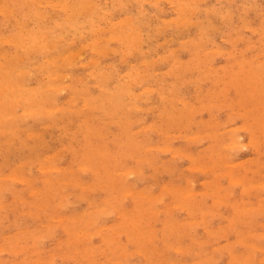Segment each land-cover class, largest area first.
I'll list each match as a JSON object with an SVG mask.
<instances>
[{
  "label": "rangeland",
  "instance_id": "rangeland-1",
  "mask_svg": "<svg viewBox=\"0 0 264 264\" xmlns=\"http://www.w3.org/2000/svg\"><path fill=\"white\" fill-rule=\"evenodd\" d=\"M31 1L32 2H30L29 0H0V7H2L3 10L4 7L6 6V9L8 5V9L6 11L9 14H2L3 10L0 8V37H2V39L0 38V61H2L0 62V128L2 129L0 130V264H156L158 262H161L158 264H207L210 260L211 261L209 263L211 264V262H213L214 264V262L216 261L215 258L218 260L219 257V262L216 261L215 264H264V248H262L264 247V95L261 94L264 92V45L261 44H264V0H231L232 2L230 0H204L205 2L203 0H91L92 2L90 0H39L42 1L40 3L41 5H39L38 0ZM83 1H85L84 4L82 3ZM87 1L89 2V5L93 7V9L88 5ZM161 2L163 5L161 4ZM4 3L5 5L3 6ZM46 3H48L49 6ZM81 3L82 6L80 5ZM42 4L44 6H42ZM53 4H55V6H53ZM68 4H70L69 6H71V8L76 7L74 10L75 12L73 11L70 14L73 8L71 10ZM193 4H195V6ZM78 8L82 9V11L79 10L77 12ZM63 9L66 10L64 11ZM56 10H59L60 13ZM208 10H211L212 12L210 11V13L208 12ZM215 10H217L218 13L215 12ZM6 11L4 10V12ZM84 12L87 14H85ZM184 12H186L185 14L189 15L190 17L183 14ZM220 13L227 16L225 17V15H222ZM23 14H25V16ZM67 14H69L71 17H65L67 16ZM78 15L82 16L79 17ZM41 16L43 17V19ZM125 16H128V18L132 21H128L127 17ZM222 16H224V18ZM136 17L138 20L136 19ZM228 18L232 19L229 20ZM169 20L171 21L169 22ZM25 21H30V24ZM69 21L71 22V24ZM186 21H190V23H186ZM124 22H126L127 25ZM200 22L203 23L201 24ZM22 23L24 24L22 25ZM118 24L122 25L119 26ZM132 24H134L135 27L138 25L137 28H135L134 25L132 27ZM197 24L198 26H196ZM111 25L113 29L115 28V30L111 28ZM161 25L163 31H161L160 29ZM200 25H202V27ZM186 26H189L188 29ZM185 27L187 30L185 29ZM27 30L32 32H28ZM26 31L28 32V34L25 33ZM39 31L40 33H38ZM97 31L99 32L97 33ZM130 31H132L133 33ZM20 33H23V41L20 40V38L22 37ZM44 33L47 34L45 35ZM149 33L151 34V36ZM11 34H14L16 42L13 36L8 37V35ZM124 34L126 35L124 36ZM16 35L21 37H16ZM33 35L35 36L34 38ZM121 35L122 37L124 36L123 39ZM102 36L106 37L103 38ZM107 36L110 38H108ZM47 37L49 39H46ZM134 37L137 39V41ZM9 39H14V41L11 40L13 43L10 42ZM107 39L109 40L107 41ZM206 39H209V41L207 42ZM6 40L9 41V43ZM233 40L234 43L232 42ZM128 41L130 42V44L127 45V43H129ZM181 41L183 42V44ZM220 42L221 44H219ZM17 43L20 45H17ZM36 44L38 46H36ZM48 44H50V46ZM106 44H108L107 46L110 47L105 46ZM193 44H195V46ZM201 45H203V47H200ZM25 47L26 49H24ZM231 47L233 48L230 49ZM172 48H174V51L172 50ZM80 49L83 50L81 51ZM221 49L222 51H220ZM241 49H243L244 51H242ZM205 50H207V52L210 50L211 52H203ZM153 51L155 52L153 53ZM245 51L246 53H244ZM78 52L82 56L79 55L80 57H78ZM140 52H143L144 54H141ZM202 52L204 54H202ZM8 54L10 55V57ZM173 54H176V56H174ZM11 56L19 58L16 59ZM21 56L24 57V59L21 58L22 60H20ZM69 56L73 57L74 59L70 58ZM213 56L215 58H213ZM156 57H158V59H156ZM163 57H165V59ZM174 57L177 59H175ZM196 57L197 59H195ZM208 57H211L213 59L212 61V59L209 58L212 63L209 61ZM8 58L10 59L8 60L9 62L6 60ZM153 58V62H150L152 61L150 59ZM98 59L100 60L98 61ZM141 60H144V63H141ZM201 60L204 65L203 63L201 64ZM246 60L248 61V63H245L247 62ZM59 61L62 62V64ZM147 61H149V63H147ZM86 63L89 66L86 65ZM188 63L190 67L186 65ZM1 64H3L5 68ZM146 64L149 65L147 66ZM221 64H226L225 66L223 65L225 68ZM239 64L242 67H240ZM256 64H259V66L262 65V67H259L258 65V67H256ZM139 66L140 68H138ZM114 67H118V70H116ZM184 67H186V69ZM253 67L255 68V70H257L258 68L259 69L257 71H255L254 69L251 71V68ZM223 68L226 70H224ZM20 69H23L24 71L19 72ZM190 69H193V73ZM10 70L11 72H9ZM87 71L91 72V74H89V72ZM152 71L153 73L155 72V74H153ZM166 71H168V73ZM258 71V77L260 76L261 79L260 77L256 78L257 75H254V73L258 74ZM4 72H6L7 74ZM70 72H73V74H71ZM173 72L178 73L174 74ZM179 72L181 73L179 74ZM208 72H210L209 75ZM58 73H61L60 76H62L59 77ZM226 73L227 76L229 75L228 77L225 75ZM212 74H215V76ZM219 74L221 75L219 76ZM238 74L240 76H238ZM247 74H249L250 76H247ZM252 75H254L252 77L253 79L251 78ZM51 76L54 78L52 79V82H50L52 78ZM140 76L143 80H140L139 84H136L135 81L138 83ZM148 76H151V78H148ZM200 77L201 79H199ZM230 77H233L232 80H227L230 79ZM60 79H64V81L62 82V80ZM243 79L246 80L243 81ZM189 80L192 81L189 83ZM200 80L204 81L201 82ZM83 81L85 83H83L84 85L82 84L81 86L80 83H82ZM232 81L235 83H233ZM246 81L249 83L252 82L250 83L251 85H249L248 83L246 84ZM54 83H58V85ZM95 84L100 86H96ZM121 84L122 86H120ZM175 84L179 85L177 86L179 88H177ZM254 84L257 88L254 86ZM25 86H28L29 88ZM105 86H108V88ZM220 86L225 87L220 89ZM56 87H60L61 89L58 90V88ZM83 87L85 89H81ZM150 87H152V89ZM171 87H173L174 89ZM228 87L232 89H229V91H227ZM243 87L245 88L243 89ZM252 87L253 89H251ZM147 88L150 89L148 90ZM153 88H155L154 90L156 91H153ZM199 89L200 91H198ZM110 90H112L113 93H110ZM129 90L133 91L130 92ZM145 90L148 92H146ZM171 90H174L173 93L175 94H173ZM255 90L256 92L254 93L253 91ZM56 91L59 92L56 93ZM117 91H119V93ZM149 91L151 92V96L148 97L151 98V101L148 100V97L146 96L150 94ZM242 92L246 95H244L245 98L244 96L242 97ZM251 92L254 95L250 94ZM97 93L100 94L98 95ZM121 94L123 95L121 96L123 100L120 97ZM139 94H141V96ZM51 95H54L55 97L57 96V98L54 99V96ZM97 95L99 96L98 99ZM240 95L243 100H241ZM94 96H96V98H94ZM116 96L117 98H115ZM211 96L213 97V99ZM222 96L224 97L222 98ZM229 96H234L232 97V99L234 100L230 99L231 97ZM250 96L251 100L249 99ZM107 97H109L111 101ZM119 97L121 98V103L120 100L118 101ZM145 97L147 101L143 99ZM215 97L220 98V100L215 99ZM86 98L89 99L88 102ZM102 98H104V100ZM113 98L116 100H114ZM176 98L178 100H176ZM259 98H261L260 102L258 101ZM17 99H19V101ZM244 100L246 101L245 103H247L246 107L243 103ZM247 100L249 101V103L251 102L249 105ZM255 100L256 102H254ZM229 101L231 103L228 104ZM69 102H74V104H69V106ZM75 102L77 103V105ZM100 102L101 104H99ZM102 102H104V106L102 105ZM122 102L125 103L126 106ZM169 102L171 104H174H172L174 108L176 107V105L177 107L175 109L173 108V106L170 108L171 104H169ZM112 103H115L114 105H116L117 108L112 105ZM53 105L55 107H53ZM63 105L66 108L64 107L62 108V110H60ZM133 105L134 108H137H135L136 110L133 109ZM157 105L158 108L156 107ZM261 105L263 106V108ZM17 106L19 107V109L17 108ZM165 106L166 110L164 109ZM254 106L257 108L259 106L261 107H259V110L256 108V110L254 111ZM39 107L40 109H38ZM51 107H53V109ZM81 107L83 110L81 109ZM100 107L102 109H100ZM104 107L105 109H103ZM138 108L141 109L138 110ZM221 108L222 110L218 111ZM250 108H252L253 110ZM34 109H36L37 112ZM46 109L48 110V112H44L47 111ZM116 109L118 110V112L116 111ZM183 109L186 110L181 113V110L183 111ZM42 110L44 111L42 112ZM246 110L248 111V113ZM124 111H126L128 115ZM168 111H171V113ZM172 112L175 116L172 114ZM251 112L256 113V115L253 113L255 117L252 116ZM27 113H30L31 115H28ZM80 113L83 114L80 115ZM110 113H112L111 116L109 115ZM180 113L184 117H179L181 116ZM241 113L243 118L239 116L241 115ZM32 114L36 117L32 116ZM257 114L260 116L262 114L263 115L260 117ZM13 115H16V117H13ZM51 115H53V117ZM64 115H66L67 117L65 116V118ZM107 115H109V117ZM92 116L94 117L92 118ZM169 116L174 117L169 118ZM250 116H252L253 118ZM22 117H24L25 120L22 119L20 123L19 120ZM38 117L40 119H38ZM84 118H87V122H85L86 119ZM103 119H105L106 121H104ZM115 120H117V123L115 122ZM130 120L133 124V127H131L132 124H129ZM139 120L141 121L139 122ZM170 120L172 121L168 122ZM14 121L18 122V124L13 123ZM44 121L46 122V124ZM161 121L163 122L161 123ZM88 122L89 125H91V128L88 127ZM106 122L109 124H106ZM52 123L54 124L52 125ZM69 123H72V126ZM68 124L71 127L68 126ZM125 124H127V127L129 124L130 128L128 127V129L127 127H125ZM150 124H152L151 126H154L155 128L153 127L149 129ZM55 125L58 127L56 128ZM103 125H105V127H100ZM117 125H120V129ZM141 125L145 128L142 127L140 129L139 127H141ZM245 125L248 128L250 127L249 131L248 128L245 127ZM94 126L96 129H94ZM96 126H99L100 129ZM203 127H207L205 128L206 131H204ZM23 128L27 129L22 130ZM232 128H236V130L233 131V133L236 135L231 134ZM229 129L231 132L229 131ZM70 130L73 131V133ZM38 131L41 132L38 133ZM110 131L112 132V134ZM17 132L19 133V135L17 134ZM31 132H35V135ZM96 133H100V135ZM106 133H108V135H106ZM118 133H120L121 135H118ZM94 134L96 135L94 136ZM199 134L200 137L198 136ZM206 134H208L209 136ZM180 135L182 137H180ZM230 135L232 137H228ZM99 136L101 137V139ZM116 136H118V138ZM144 136H147L148 138ZM251 136L253 139L251 138ZM149 137L150 139H152L151 142ZM190 137L194 138L192 139ZM88 138H91L92 140H88ZM12 139L14 141H12ZM237 139L239 143H235ZM95 140L97 143L95 142ZM105 140L107 143H104ZM122 140L124 141L122 142ZM165 140H167L168 144ZM229 140L231 142H234L230 144ZM250 140L251 142L253 141V143L250 142L249 144L248 141ZM169 141H171L172 143ZM38 143L44 144L45 146H40ZM164 144L167 147H165ZM226 144L228 145V147ZM151 145L154 147H151ZM183 146H186V148H184ZM13 147L16 150H13ZM35 147L37 148L35 149ZM155 147L158 148L156 149ZM31 149L34 151H31ZM158 149L161 151H159ZM90 150L91 152L89 153ZM176 150H178L177 153L181 151L183 152L184 150L182 154H191L192 156H190L192 158L194 156L193 160H191L192 158L188 154V157L185 155H177ZM92 151L96 153H93ZM97 151H99L100 153L98 154ZM53 153H56L55 156L57 157L53 156ZM171 153L173 154L172 156ZM47 155L51 159H46ZM105 156L107 159L104 158ZM222 156L223 159L221 158ZM86 157L88 158V160L86 159ZM110 157L111 161L109 160ZM139 157L141 158V160ZM228 157L230 159H228ZM44 158L45 160H43ZM121 158L122 160H120ZM100 160L102 163L100 162ZM116 160L119 162H117ZM192 161L196 162L192 163ZM199 162L201 165H198ZM238 162L242 164L240 165ZM119 164H124L125 167ZM81 165H83V167ZM245 165L248 166L246 167ZM42 166L44 167L43 169ZM57 166H61L62 169L61 167L57 168ZM85 166H89L90 169H85ZM156 166L159 168H156ZM135 167L141 168L142 170L136 169ZM129 168H135L137 172H134L133 169L132 174V169L130 170V172H128ZM15 169H17V171ZM83 169L85 171H88L85 172ZM139 172L140 174H138ZM14 173H16V175ZM18 175L19 178H21L20 176L23 175L22 179H19ZM232 175H235L237 178L234 176L236 179H230L233 177ZM45 177L51 181H47ZM30 178L32 179V181L30 180ZM21 180H25V182H21ZM26 180H28L30 183H28ZM86 184H92V186H84ZM36 188H39L40 191H36ZM130 188L136 190L138 189L139 193H134L136 190L131 192L132 189L130 190ZM47 189H49V191ZM125 190L130 191L127 192ZM143 190L146 191L143 192ZM31 191L32 193H34L35 191V193L31 194ZM140 192L144 193L145 195L142 194L140 196ZM185 192L187 193L185 194ZM147 193H149L150 196L147 195ZM146 196H149L150 198H152V200L149 201L148 197ZM152 196H154L155 198ZM197 207L200 209L197 210ZM246 207H248V209H246ZM55 209H57V211ZM89 209L92 210L90 211ZM84 212H86V214ZM62 216L65 217V219ZM194 219L200 220V223L194 222L196 221ZM74 220L76 221L74 222ZM190 220H194L192 221L193 223ZM191 224L194 226H192ZM204 224L208 225L205 226ZM232 224L233 226H231ZM107 226H110L109 229ZM190 226H192V228ZM228 227H230L231 229L229 230ZM82 231H84L85 234ZM210 231L212 232V234ZM155 232L156 235L153 236L152 234H155ZM77 233H79V235L81 233L82 234L79 236L77 235ZM224 234L226 237H228L226 238L225 236H223ZM152 236L156 239H153ZM133 239L135 241H132ZM128 242L130 243L128 244ZM225 242H227V244ZM204 243L206 244L204 245ZM220 243L225 244L221 245ZM198 244L199 246H197ZM231 244H233V246H231ZM156 245L158 249H155ZM253 246L257 248L255 249ZM175 247L178 248L180 252L178 249H175ZM221 247L226 250H223ZM79 248L81 250L77 251V249L79 250ZM102 251L104 252L102 253ZM252 252H255V255ZM60 256L63 257L61 258ZM241 257L244 258V260ZM212 258H214L213 260L215 261H213ZM197 259H199L198 263Z\"/></svg>",
  "mask_w": 264,
  "mask_h": 264
},
{
  "label": "bare ground",
  "instance_id": "bare-ground-1",
  "mask_svg": "<svg viewBox=\"0 0 264 264\" xmlns=\"http://www.w3.org/2000/svg\"><path fill=\"white\" fill-rule=\"evenodd\" d=\"M21 1H22V0H21ZM29 1L32 2L31 0H29ZM38 1H39V0H38ZM38 1H37V4H38ZM42 1H43V0H42ZM42 1H39V5H41L40 3H41ZM48 1H49V0H48ZM51 1H53V0H51ZM57 1H59V0H57ZM85 1H86V0H85ZM85 1H83L82 3L84 4ZM88 1H89V0H88ZM88 1H87V2H88ZM90 1H91V0H90ZM138 1H140V0H138ZM142 1H143V0H142ZM162 1H163V0H162ZM168 1H169V0H168ZM172 1H173V0H172ZM183 1H184V0H183ZM191 1H192V0H191ZM203 1H204V0H203ZM230 1H231V0H230ZM25 2H26V1H25ZM46 2H47V1H46ZM60 2H61V1H60ZM91 2H92V1H91ZM174 2H175V1H174ZM176 2H177V1H176ZM189 2H190V1H189ZM204 2H205V1H204ZM217 2H218V1H217ZM231 2H232V1H231ZM247 2H248V1H247ZM15 3H16V2H15ZM35 3H36V2H35ZM82 3L80 4L81 6H82ZM117 3H118V2H117ZM130 3H131V2H130ZM172 3H173V2H172ZM179 3H181V2H179ZM193 3H194V1H193ZM196 3H197V1H196ZM249 3H250V2H249ZM43 4H44V3H43ZM43 4H42V6H44ZM46 4L48 5V3H46ZM46 4H45V5H46ZM59 4H60V3H59ZM126 4H127V3H126ZM136 4H138V3H136ZM146 4H147V3H146ZM161 4H162V2H161ZM173 4H174V3H173ZM187 4H188V3H187ZM198 4H199V2H198ZM214 4H215V2H214ZM214 4H212V5H214ZM4 5H5V3L3 4V6H4ZM22 5H24V4H22ZM39 5H38V6H39ZM57 5H58V4H57ZM60 5H61V4H60ZM69 5H70V4H68V6H69ZM88 5H89V2H88ZM157 5H158V4H157ZM162 5H163V4H162ZM182 5H183V4H182ZM189 5H190V4H189ZM193 5L195 6V4H193ZM228 5H229V4H228ZM0 6H1V5H0ZM14 6H15V5H14ZM48 6H49V5H48ZM53 6H55V4H53ZM64 6H65V5H64ZM68 6H67V7H68ZM77 6H78V5H77ZM89 6L91 7V5H89ZM93 6H94V5H93ZM95 6H96V5H95ZM123 6H125V5H123ZM128 6H129V5H128ZM153 6H154V5H153ZM155 6H156V5H155ZM159 6H160V5H159ZM219 6H220V5H219ZM261 6H262V5H261ZM5 7H6V6H5ZM5 7H4V10L6 11V10L8 9V5H7V8H6V9H5ZM15 7H16V6H15ZM30 7H32V6H30ZM56 7H57V6H56ZM58 7H59V6H58ZM69 7L71 8V6H69ZM83 7H84V6H83ZM83 7H82V8H83ZM188 7H189V6H188ZM200 7H201V5H200ZM217 7H218V6H217ZM226 7H227V6H226ZM256 7H257V6H256ZM0 8L2 9V7H0ZM16 8H17V7H16ZM63 8H64V7H63ZM70 8H69V9H70ZM72 8H73V7H72ZM72 8H71V10H72ZM75 8H76V7H75ZM75 8H73V10L70 12V14L75 10ZM84 8H85V7H84ZM91 8L93 9V7H91ZM114 8H115V7H114ZM178 8H179V7H178ZM185 8H186V7H185ZM190 8H191V7H190ZM194 8H195V7H194ZM203 8H204V7H203ZM243 8H244V7H243ZM250 8H251V7H250ZM9 9H10V8H9ZM12 9H13V8H12ZM21 9H22V8H21ZM31 9H32V8H31ZM146 9H147V8H146ZM179 9H180V8H179ZM2 10H3V9H2ZM4 10H3V12H4ZM59 10H60V9H59ZM59 10H56V11L59 12ZM63 10H64V9H63ZM65 10H66V9H65ZM65 10H64V11H65ZM79 10L82 11V9L78 8L77 12H78ZM153 10H154V9H153ZM164 10H165V9H164ZM198 10H199V9H198ZM227 10H228V9H227ZM231 10H232V9H231ZM11 11H12V10H11ZM30 11H31V10H30ZM56 11H55V12H56ZM69 11H70V10H69ZM85 11H86V9H85ZM139 11H140V10H139ZM143 11H144V10H143ZM147 11H148V10H147ZM162 11H163V8H162ZM180 11H181V10H180ZM193 11H194V10H193ZM193 11H192V12H193ZM206 11H207V10H206ZM210 11H211V10H210ZM210 11L208 10V12H210ZM249 11H250V10H249ZM3 12H2V14H7V15H9V14L7 13V11L4 12V13H3ZM37 12H38V11H37ZM41 12H42V11H41ZM74 12H75V11H74ZM109 12H110V11H109ZM145 12H146V11H145ZM157 12H158V11H157ZM171 12H172V11H171ZM192 12H191V13H192ZM198 12H199V11H198ZM211 12H212V11H211ZM211 12H210V13H211ZM213 12H214V11H213ZM215 12L218 13L217 10H215ZM243 12H244V11H243ZM0 13H1V12H0ZM12 13H13V12H12ZM30 13H31V12H30ZM47 13H48V12H47ZM59 13H60V12H59ZM81 13H82V12H81ZM84 13H85V12H84ZM87 13H88V11H87ZM87 13H85V14H87ZM91 13H92V12H91ZM141 13H142V12H141ZM153 13H154V12H153ZM153 13H152V14H153ZM162 13H163V12H162ZM165 13H166V12H165ZM179 13H180V12H179ZM181 13H182V12H181ZM185 13H186V12H184L183 14H185ZM76 14H77V13H76ZM142 14H143V13H142ZM142 14H141V15H142ZM148 14H150V13H148ZM154 14H155V13H154ZM194 14H195V13H194ZM213 14H214V13H213ZM220 14H222V13H220ZM247 14H248V13H247ZM7 15H6V16H7ZM23 15L25 16V14H23ZM68 15H69V14H67V16H65V17H71L70 15H69V16H68ZM74 15H75V14H74ZM185 15H186V16H189V15H187V14H185ZM222 15H225V14H222ZM229 15H230V14H229ZM231 15H232V14H231ZM24 16H23V17H24ZM42 16H43V15H42ZM42 16H41V17H42ZM49 16H50V15H49ZM51 16H52V15H51ZM78 16H79V15H78ZM80 16H82V15H80ZM80 16H79V17H80ZM90 16H91V15H90ZM137 16H138V15H137ZM155 16H156V15H155ZM179 16H180V14H179ZM226 16H227V15H225V17H226ZM9 17H10V16H9ZM72 17H73V16H72ZM96 17H97V16H96ZM125 17H127L128 21H132V20H130V19L128 18V16H125ZM144 17H145V16H144ZM156 17H157V16H156ZM181 17H182V15H181ZM189 17H190V16H189ZM217 17H218V16H217ZM222 17L224 18V16H222ZM229 17H230V16H229ZM242 17H243V16H242ZM28 18H29V17H28ZM62 18H63V17H62ZM121 18H123V17H121ZM140 18H141V17H140ZM176 18H177V17H176ZM243 18H244V17H243ZM261 18H262V17H261ZM261 18H260V20H261ZM42 19H43V17H42ZM136 19H137V17H136ZM157 19H158V18H157ZM170 19H171V18H170ZM182 19H185V18H182ZM182 19H181V20H182ZM228 19L231 20L232 18H231V19L228 18ZM248 19H249V18H248ZM262 19H263V18H262ZM26 20H27V19H26ZM72 20H73V19H72ZM99 20H100V18H99ZM102 20H103V19H102ZM133 20H134V19H133ZM137 20H138V19H137ZM137 20H136V21H137ZM151 20H152V19H151ZM163 20H164V19H163ZM173 20H174V19H173ZM176 20H177V19H176ZM187 20H188V19H187ZM243 20H244V19H243ZM70 21H71V20H70ZM70 21H69V22H70ZM111 21H112V20H111ZM111 21H110V22H111ZM170 21H171V20H169V22H170ZM190 21H192V20H190ZM190 21H188V22L186 21V23H190ZM193 21H194V20H193ZM200 21H201V20H200ZM202 21H203V19H202ZM249 21H251V20H249ZM22 22H23V21H22ZM25 22H27V21H25ZM29 22H30V21H28L27 23H29ZM69 22H68V24H69ZM210 22H213V21H210ZM226 22H227V20H226ZM246 22H247V21H246ZM263 22H264V21H263ZM45 23H46V22H45ZM61 23H62V22H61ZM112 23H113V22H112ZM124 23L127 25L126 22H124ZM124 23H123V24H124ZM129 23H132V22H129ZM129 23H128V24H129ZM134 23H135V22H134ZM196 23H197V22H196ZM196 23H192V24H196ZM200 23H201V22H200ZM202 23H203V22H202ZM202 23H201V24H202ZM248 23H249V22H248ZM23 24H24V23H22V25H23ZM29 24H30V23H29ZM70 24H71V22H70ZM98 24H99V23H98ZM110 24H111V23H110ZM116 24H117V23H116ZM138 24H139V23H138ZM149 24H151V23H149ZM198 24H199V22H198ZM198 24H197L196 26H198ZM204 24H205V23H204ZM204 24H203V25H204ZM208 24H210V23H208ZM212 24H213V23H212ZM243 24H244V23H243ZM246 24H247V23H246ZM246 24H245V25H246ZM262 24H263V23H262ZM18 25H19V24H18ZM25 25H26V23H25ZM76 25H77V24H76ZM100 25H101V24H100ZM118 25H119V24H118ZM118 25H117V26H118ZM121 25H122V24H121ZM121 25H119V26H121ZM133 25H134V24H132V27H133ZM146 25H147V24H146ZM187 25H188V24H187ZM216 25H217V24H216ZM220 25H221V24H220ZM137 26H138V25H137ZM137 26L135 27V25H134L135 28H137ZM148 26H150V25H148ZM168 26H169V25H168ZM177 26H178V25H177ZM183 26H184V25H183ZM193 26H194V25H193ZM200 26L202 27V25H200ZM6 27H7V25H6ZM128 27H129V26H128ZM140 27H141V26H140ZM163 27H164V26H163ZM166 27H167V24H166ZM186 27H187V29H188L189 26H186ZM186 27H185V29H186ZM191 27H192V26H191ZM219 27H220V26H219ZM243 27H244V25H243ZM245 27H246V26H245ZM101 28H104V27H101ZM101 28H100V29H101ZM105 28H106V27H105ZM107 28H108V27H107ZM111 28L113 29L112 25H111ZM111 28H110V29H111ZM121 28H123V27H121ZM181 28H182V27H181ZM181 28H180V29H181ZM209 28H210V26H209ZM209 28H208V29H209ZM22 29H23V28H22ZM37 29H38V28H37ZM39 29H41V28H39ZM108 29H109V28H108ZM132 29H134V28H132ZM156 29H157V28H156ZM160 29H161V31H163V30H162V25H161V28H160ZM187 29H186V30H187ZM240 29H241V28H240ZM252 29H253V28H252ZM0 30H1V29H0ZM94 30H95V29H94ZM94 30H93V31H94ZM105 30H107V29H105ZM113 30H115V28H114ZM136 30H137V29H136ZM136 30H135V31H136ZM164 30H165V28H164ZM186 30H185V31H186ZM218 30H219V29H218ZM246 30H247V29H246ZM263 30H264V29H263ZM27 31H28V30H27ZM27 31L25 32V33H27V34H28V32H32V31H28V32H27ZM100 31H102V30H100ZM122 31H123V30H122ZM132 31H133V30H132ZM132 31H130V32H132ZM135 31H134V32H135ZM140 31H142V30H140ZM159 31H160V30H159ZM161 31H160V32H161ZM182 31H183V30H182ZM212 31H213V29H212ZM239 31H240V30H239ZM98 32H99V31H97V33H98ZM104 32H105V31H104ZM113 32H115V31H113ZM116 32H117V31H116ZM150 32H151V31H150ZM157 32H158V31H157ZM157 32H156V33H157ZM201 32H202V31H201ZM207 32H208V31H207ZM210 32H211V29H210ZM260 32H261V31H260ZM38 33H40V31H39ZM50 33H51V32H50ZM63 33H64V32H63ZM100 33H101V32H100ZM132 33H133V32H132ZM140 33H141V32H140ZM203 33H204V32H203ZM243 33H244V32H243ZM258 33H259V32H258ZM30 34H31V33H30ZM44 34H45V33H44ZM46 34H47V33H46ZM46 34H45V35H46ZM127 34H128V33H127ZM136 34H137V32H136ZM149 34H150V33H149ZM223 34H224V33H223ZM18 35H19V34H18ZM20 35H22V37H21V36H17V35H16V37H19V38L21 37L20 40L23 41V40H22V39H24V38H23V33H20ZM24 35H25V34H24ZM98 35H99V34H98ZM125 35H126V34H124V36H125ZM130 35H131V34H130ZM140 35H141V34H140ZM220 35H221V33H220ZM9 36H13V37H14V34L8 35V37H9ZM29 36H30V35H29ZM38 36H40V35H38ZM38 36H37V37H38ZM49 36H50V35H49ZM82 36H83V35H82ZM124 36L122 37V35H121L122 39L124 38ZM138 36H139V34H138ZM150 36H151V34H150ZM178 36H179V35H178ZM178 36H176V37H178ZM205 36H206V35H205ZM261 36H262V35H261ZM261 36H260V37H261ZM5 37H6V36H5ZM34 37H35V36L33 35V38H34ZM63 37H64V36H63ZM63 37H62V38H63ZM102 37L105 38L106 36H105V37L102 36ZM107 37H108V36H107ZM117 37H118V36H117ZM117 37H115V38H117ZM119 37H120V36H119ZM126 37H127V36H126ZM131 37H132V36H131ZM135 37H136V36H135ZM135 37H134V38H135ZM140 37H142V36H140ZM165 37H166V36H165ZM236 37H237V36H236ZM241 37H242V36H241ZM0 38L2 39V37H0ZM6 38H7V37H6ZM10 38H12V37H10ZM40 38H41V37H40ZM108 38H110V37H108ZM148 38H149V37H148ZM193 38H194V37H193ZM198 38H199V37H198ZM208 38H209V37H208ZM211 38H212V36H211ZM258 38H259V37H258ZM4 39H5V38H4ZM14 39H15V42H16V38H15V37H14ZM14 39H13V40L11 39V40L14 41ZM46 39H49V38L47 37ZM46 39H45V40H46ZM60 39H61V38H60ZM99 39H100V38H99ZM119 39H121V38H119ZM135 39H136V38H135ZM141 39H143V38H141ZM141 39H140V40H141ZM196 39H197V38H196ZM221 39H222V38H221ZM230 39H231V38H230ZM239 39H240V37H239ZM243 39H244V38H243ZM9 40H10V39H9ZM11 40H10V42H12ZM18 40H19V39H18ZM28 40H30V39H28ZM31 40H32V39H31ZM95 40H96V38H95ZM97 40H98V39H97ZM102 40H103V39H102ZM108 40H109V39H107V41H108ZM124 40H126V39H124ZM124 40H123V42H124ZM171 40H172V39H171ZM183 40H184V39H183ZM194 40H195V39H194ZM201 40H202V39H201ZM206 40H207V39H206ZM206 40H205V41H206ZM257 40H258V39H257ZM2 41H3V40H2ZM6 41H7V40H6ZM56 41H57V40H56ZM107 41H106V42H107ZM113 41H114V40H113ZM118 41H119V40H118ZM132 41H133V38H132ZM132 41H131V42H132ZM136 41H137V39H136ZM142 41H143V40H142ZM168 41H169V39H168ZM205 41H204V42H205ZM208 41H209V39L207 40V42H208ZM242 41H243V40H242ZM246 41H247V40H246ZM251 41H252V40H251ZM7 42L9 43V41H7ZM18 42H20V41H18ZM24 42H25V41H24ZM37 42H38V41H37ZM59 42H60V40H59ZM59 42H58V43H59ZM71 42H72V41H71ZM128 42H129V41H128ZM139 42H140V41H139ZM181 42H182V41H181ZM207 42H206V43H207ZM229 42H230V41H229ZM232 42L234 43V40H233ZM263 42H264V41H263ZM12 43H13V42H12ZM22 43H23V42H22ZM22 43H21V44H22ZM28 43H29V42H28ZM46 43H47V42H46ZM51 43H52V42H51ZM55 43H56V42H55ZM65 43H66V42H65ZM72 43H73V42H72ZM125 43H126V42H125ZM166 43H167V41H166ZM192 43H193V41H192ZM197 43H198V42H197ZM233 43H232V44H233ZM24 44H25V43H24ZM30 44H31V43H30ZM41 44H43V43H41ZM85 44H87V43H85ZM88 44H89V43H88ZM123 44H124V43H123ZM128 44H130V42L127 43V45H128ZM135 44H136V43H135ZM141 44H142V43H141ZM160 44H161V43H160ZM162 44H163V43H162ZM182 44H183V42H182ZM187 44H188V43H187ZM195 44H196V43H195ZM195 44H193V45L195 46ZM198 44H199V43H198ZM219 44H221V42H220ZM237 44H238V43H237ZM251 44H252V43H251ZM261 44L264 45L263 43H261ZM14 45H16V44H14ZM17 45H20V44L17 43ZM22 45H23V44H22ZM22 45H21V46H22ZM28 45H29V44H28ZM48 45L50 46V44H48ZM55 45H56V44H55ZM55 45H53V46H55ZM91 45H92V42H91ZM93 45H94V44H93ZM98 45H99V43H98ZM107 45H108V44H106L105 46H107ZM132 45H133V44H132ZM157 45H158V44H157ZM203 45H204V44H203ZM203 45H201L200 47H203ZM212 45H213V44H212ZM235 45H236V44H235ZM248 45H249V44H248ZM253 45H254V44H253ZM29 46H30V45H29ZM31 46H33V45H31ZM34 46H35V45H34ZM36 46H38V45L36 44ZM45 46H46V45H45ZM56 46H57V45H56ZM85 46H86V45H85ZM87 46H88V45H87ZM136 46H137V45H136ZM141 46H142V45H141ZM164 46H165V45H164ZM189 46H190V45H189ZM219 46H221V45H219ZM246 46H247V45H246ZM5 47H6V46H5ZM5 47H4V48H5ZM51 47H52V44H51ZM66 47H67V46H66ZM83 47H84V46H83ZM103 47H104V46H103ZM107 47H110V46H107ZM142 47H143V46H142ZM247 47H248V46H247ZM260 47H261V46H260ZM28 48H29V47H28ZM36 48H37V47H36ZM112 48H113V47H112ZM112 48H111V49H112ZM123 48H124V47H123ZM127 48H128V47H127ZM137 48H141V47H137ZM164 48H165V47H164ZM164 48H163V49H164ZM188 48H189V47H188ZM232 48H233V47H231L230 49H232ZM234 48H235V47H234ZM2 49H3V48H2ZM24 49H26V47H25ZM96 49H97V48H96ZM103 49H105V48H103ZM113 49H114V48H113ZM128 49H129V48H128ZM173 49H174V48H172V50H173ZM198 49H199V48H198ZM210 49H211V48H210ZM250 49H251V47H250ZM3 50H4V49H3ZM66 50H67V49H66ZM78 50H79V49H78ZM78 50H77V51H78ZM80 50H81V49H80ZM82 50H83V49H82ZM82 50H81V51H82ZM117 50H118V49H117ZM131 50H132V49H131ZM134 50H136V49H134ZM139 50H140V49H139ZM172 50H170V51H172ZM241 50L244 51L243 49H241ZM241 50H240V51H241ZM27 51H28V50H27ZM33 51H34V50H33ZM64 51H65V50H64ZM67 51H68V50H67ZM71 51H72V50H71ZM81 51H79V52H81ZM93 51H94V50H93ZM103 51H104V50H103ZM112 51H113V50H112ZM132 51H133V50H132ZM140 51H141V50H140ZM173 51H174V50H173ZM180 51H181V50H180ZM194 51H195V50H194ZM209 51H210V50H209ZM209 51H208V52H209ZM218 51H219V50H218ZM220 51H222V49H221ZM224 51H225V50H224ZM236 51H237V50H236ZM43 52H45V51H43ZM73 52H74V50H73ZM79 52H78V57L82 56V55L79 54ZM113 52H114V51H113ZM126 52H128V51H126ZM136 52H137V51H136ZM143 52H144V51H143ZM143 52H142V53H143ZM154 52H155V51H153V53H154ZM203 52L208 53L207 50H205V51H203ZM203 52H202V54H204ZM210 52H211V51H210ZM213 52H214V51H213ZM229 52H230V51H229ZM255 52H256V51H255ZM6 53H7V51H6ZM6 53H5V54H6ZM10 53H11V52H10ZM47 53H48V52H47ZM109 53H110V52H109ZM109 53H108V54H109ZM140 53H141V52H140ZM142 53H141V54H142ZM219 53H220V52H219ZM244 53H246V51H245ZM261 53H263V52H261ZM16 54H17V53H16ZM16 54H15V56H16ZM18 54H19V53H18ZM40 54H44V53H40ZM64 54H65V53H64ZM64 54H63V55H64ZM102 54H103V53H102ZM108 54H107V55H108ZM110 54H111V53H110ZM125 54H126V53H125ZM129 54H132V53H129ZM134 54H135V53H134ZM143 54H144V53H143ZM145 54H146V53H145ZM229 54H230V53H229ZM237 54H238V53H237ZM241 54H242V52H241ZM254 54H255V53H254ZM256 54H257V53H256ZM3 55H4V54H3ZM8 55H9V54H8ZM63 55H62V56H63ZM79 55H80V56H79ZM126 55H127V54H126ZM173 55H174V54H173ZM207 55H209V54H207ZM219 55H220V54H219ZM219 55H217V56H219ZM261 55H262V54H261ZM0 56H1V55H0ZM4 56H5V55H4ZM18 56H20V55H18ZM73 56H74V55H73ZM83 56H84V54H83ZM99 56H100V55H99ZM104 56H105V55H104ZM123 56H125V55H123ZM169 56H170V55H169ZM174 56H176V54H175ZM229 56H230V55H229ZM229 56H228V57H229ZM232 56H234V55H232ZM232 56H231V57H232ZM251 56H252V54H251ZM9 57H10V55H9ZM11 57H14V56H11ZM58 57H59V56H58ZM58 57H57V58H58ZM67 57H68V56H67ZM67 57H66V58H67ZM69 57H70V56H69ZM105 57H106V56H105ZM166 57H167V56H166ZM198 57H199V56H198ZM202 57H203V56H202ZM223 57H224V56H223ZM225 57H226V56H225ZM14 58L18 59L19 57H14ZM21 58L24 59V57L21 56V57H20V60H22ZM52 58H53V56H52ZM52 58H51V60H52ZM70 58L74 59L73 57H70ZM161 58H162V57H161ZM161 58H160V59H161ZM163 58L165 59V57H163ZM171 58H172V56H171ZM174 58H175V57H174ZM200 58H201V57H200ZM209 58H211V57H208V59H209ZM213 58H215V57L213 56ZM16 59H15V60H16ZM46 59H47V58H46ZM100 59H101V57H100ZM100 59H98V61H99ZM156 59H158V57H156ZM164 59H163V61H164ZM169 59H170V58H169ZM175 59H177V58H175ZM192 59H193V57H192ZM195 59H197V57H196ZM195 59H194V60H195ZM198 59H199V58H198ZM202 59H203V58H202ZM208 59H207V60H208ZM211 59H212V58H211ZM243 59H244V57H243ZM254 59H255V58H254ZM254 59H253V60H254ZM6 60L8 61V60H10V59L8 58V59H6ZM51 60H50V61H51ZM69 60H70V59H69ZM75 60H76V59H75ZM123 60H124V58H123ZM150 60H152V61H150V62H153L154 58H153V59H150ZM167 60H168V59H167ZM203 60H204V59H203ZM214 60H215V59H214ZM260 60H261V59H260ZM263 60H264V59H263ZM48 61H49V60H48ZM55 61H56V59H55ZM57 61H58V60H57ZM91 61H92V60H91ZM93 61H94V60H93ZM143 61H144V60H143ZM143 61L141 60V63H142ZM145 61H146V60H145ZM155 61H156V60H155ZM155 61H154V62H155ZM204 61H205V60H204ZM209 61H210V59H209ZM212 61H213V59H212ZM212 61H210V62L212 63ZM241 61H242V59H241ZM246 61H247V60H246ZM0 62H2V61H0ZM8 62H9V61H8ZM10 62H11V61H10ZM53 62H54V61H53ZM59 62H60V61H59ZM63 62H64V61H63ZM69 62H70V61H69ZM74 62H75V61H74ZM88 62H89V61H88ZM127 62H128V60H127ZM160 62H161V61H160ZM181 62H182V61H181ZM185 62H186V61H185ZM206 62H208V61H206ZM253 62H255V61H253ZM6 63H7V62H6ZM11 63H12V62H11ZM15 63H16V62H15ZM60 63L62 64V62H60ZM141 63H140V64H141ZM143 63H144V62H143ZM147 63H149V61H147ZM197 63H198V62H197ZM202 63H203V62H202V60H201V64H202ZM236 63H237V61H236ZM238 63H239V61H238ZM245 63H248V61L245 62ZM258 63H259V62H258ZM40 64H41V63H40ZM54 64H55V63H54ZM67 64H69V63H67ZM71 64H72V61H71ZM71 64H70V66H71ZM89 64H90V63H89ZM92 64H93V63H92ZM94 64H95V63H94ZM96 64H98V63H96ZM138 64H139V63H138ZM240 64H241V63H240ZM240 64H239V66H240ZM259 64H260V63H259ZM259 64H256V67H258ZM1 65H3V64H1ZM5 65H6V64H5ZM76 65H77V64H76ZM80 65H82V64H80ZM86 65H88V64L86 63ZM105 65H106V64H105ZM146 65H147V64H146ZM148 65H149V64H148ZM148 65H147V66H148ZM150 65H152V64H150ZM154 65H155V64H154ZM156 65H157V63H156ZM174 65H175V64H174ZM186 65H188V67H190L189 63L186 64ZM195 65H197V64H195ZM203 65H204V63H203ZM221 65H222V66H223V65L225 66L226 64H221ZM235 65H236V64H235ZM235 65H234V66H235ZM244 65H245V64H244ZM253 65H254V63H253ZM257 65H258V66H257ZM3 66H4V65H3ZM7 66H8V65H7ZM11 66H12V65H11ZM38 66H39V65H38ZM38 66H37V67H38ZM74 66H75V65H74ZM88 66H89V65H88ZM97 66H98V65H97ZM112 66H113V65H112ZM144 66H145V65H144ZM158 66H159V64H158ZM175 66H176V65H175ZM175 66H174V67H175ZM182 66H184V65H182ZM193 66H194V65H193ZM193 66H191V67H193ZM198 66H199V65H198ZM224 66H223V67H224ZM250 66H251V65H250ZM260 66L262 67V65H260ZM260 66H259V67H260ZM9 67H10V65H9ZM43 67H44V66H43ZM80 67H81V66H80ZM131 67H132V66H131ZM149 67H150V66H149ZM196 67H197V66H196ZM204 67H205V66H204ZM204 67H203V68H204ZM210 67H211V66H210ZM226 67H227V66H226ZM240 67H242V66H240ZM243 67H244V66H243ZM4 68H5V66H4ZM114 68H115V67H114ZM117 68H118V67H116L115 69L118 70ZM138 68H140V66H139ZM147 68H148V67H147ZM182 68H183V67H182ZM184 68L186 69V67H184ZM199 68H200V67H199ZM201 68H202V67H201ZM221 68H222V67H221ZM224 68H225V67H224ZM224 68H223V69H224ZM0 69H1V68H0ZM10 69H11V68H10ZM54 69H55V68H54ZM104 69H105V68H104ZM111 69H112V68H111ZM111 69H110V70H111ZM143 69H144V68H143ZM188 69H189V68H188ZM211 69H212V68H211ZM217 69H218V68H217ZM237 69H238V68H237ZM243 69H244V68H243ZM253 69L255 70V68L253 67V68H251V71H252ZM258 69H259V68H258ZM258 69H257V70H258ZM11 70H12V69H11ZM11 70H10L9 72H11ZM30 70H31V69H30ZM63 70H64V69H63ZM63 70H62V72H63ZM106 70H107V69H106ZM113 70H114V69H113ZM148 70H149V69H148ZM182 70H183V69H182ZM190 70L192 71L193 69H190ZM201 70H202V69H201ZM215 70H216V69H215ZM224 70H226V69H224ZM247 70H248V69H247ZM257 70H255V71H257ZM261 70H262V69H261ZM15 71H16V69H15ZM20 71H24V70H23V69H20L19 72H20ZM25 71H27V70H25ZM119 71H120V70H119ZM163 71H164V70H163ZM172 71H173V70H172ZM187 71H188V70H187ZM198 71H200V70H198ZM205 71H206V69H205ZM241 71H242V69H241ZM255 71H254V72H255ZM263 71H264V69H263ZM87 72H89V71H87ZM94 72H95V71H94ZM101 72H102V71H101ZM105 72H106V71H105ZM116 72H118V71H116ZM136 72H137V71H136ZM158 72H159V71H158ZM166 72L168 73V71H166ZM181 72H182V71H181ZM181 72H179V74H180ZM188 72H189V71H188ZM226 72H227V71H226ZM235 72H236V71H235ZM249 72H250V71H249ZM254 72H253V73H254ZM4 73H6V72H4ZM21 73H24V72H21ZM48 73H49V72H48ZM70 73L73 74V72H70ZM97 73H100V72H97ZM97 73H96V74H97ZM107 73H108V72H107ZM131 73H132V72H131ZM131 73H130V74H131ZM152 73H153V71H152ZM173 73H174V74H175V73L177 74L178 72H173ZM173 73H172V74H173ZM192 73H193V71H192ZM209 73H210V72H208V75H209ZM224 73H225V71H224ZM228 73H229V72H228ZM6 74H7V73H6ZM17 74H18V73H17ZM26 74H27V73H26ZM33 74H34V73H33ZM49 74H50V73H49ZM55 74H56V73H55ZM55 74H54V75H55ZM58 74H59V77L62 76V75L60 76L61 73H58ZM67 74H69V73H67ZM89 74H91V72H89ZM117 74H118V73H117ZM128 74H129V73H128ZM139 74H140V73H139ZM139 74H138V75H139ZM153 74H155V72H154ZM153 74H152V75H153ZM170 74H171V73H170ZM170 74H169V75H170ZM183 74H184V73H183ZM217 74H218V72H217ZM249 74H250V73H249ZM249 74H247V76H250ZM261 74H262V73H261ZM13 75H14V74H13ZM23 75H24V74H23ZM99 75H100V74H99ZM110 75H111V74H110ZM124 75H125V74H124ZM124 75H123V76H124ZM126 75H127V73H126ZM152 75H151V76H152ZM163 75H164V74H163ZM163 75H162V76H163ZM167 75H168V74H167ZM205 75H206V74H205ZM208 75H207V76H208ZM212 75L215 76V74H212ZM220 75H221V74H219V76H220ZM222 75H223V72H222ZM225 75L227 76V73H226ZM232 75H233V73H232ZM232 75H231V76H232ZM240 75H241V72H240ZM240 75L238 74V76H240ZM254 75H257V77H256V76H255V77H256V78H259V77H260V76L258 77V75H259V71H258V74L254 73ZM254 75H252L251 78H252ZM27 76H28V75H27ZM69 76H70V75H69ZM71 76H72V75H71ZM88 76H89V75H88ZM100 76H101V75H100ZM102 76H103V75H102ZM105 76H106V75H105ZM112 76H113V75H112ZM112 76H111V78H112ZM121 76H122V74H121ZM132 76H133V75H132ZM151 76H148V78H151ZM156 76H157V74H156ZM162 76H160V77H162ZM165 76H166V74H165ZM174 76H175V75H174ZM202 76H203V75H202ZM202 76H201V77H202ZM219 76H218V77H219ZM228 76H229V75H228ZM228 76H227V77H228ZM263 76H264V74H263ZM24 77H26V76H24ZM51 77H52V76H51ZM66 77H67V76H66ZM89 77H90V76H89ZM107 77H108V75H107ZM109 77H110V76H109ZM115 77H116V76H115ZM176 77H177V76H176ZM178 77H179V75H178ZM201 77H200L199 79H201ZM205 77H206V76H205ZM218 77H217V78H218ZM0 78H1V77H0ZM75 78H76V77H75ZM86 78H87V76H86ZM94 78H95V77H94ZM117 78H118V77H117ZM133 78H134V77H133ZM137 78H138V76H137ZM144 78H146V77H144ZM232 78H233V77H230V79H227V80H232ZM243 78H245V77H243ZM256 78H255V79H256ZM5 79H6V78H5ZM5 79H4V80H5ZM28 79H29V78H28ZM52 79H54V78L52 77V78H51V81H50V80H49V81L52 82ZM56 79H57V78H56ZM56 79H55V80H56ZM58 79H59V78H58ZM64 79H65V78H64ZM64 79H63V80L60 79V80H62V82H63ZM80 79H81V78H80ZM108 79H109V78H108ZM108 79H107V80H108ZM160 79H161V78H160ZM186 79H187V78H186ZM210 79H211V78H210ZM252 79H253V78H252ZM255 79H254V80H255ZM260 79H261V77H260ZM60 80H59V81H60ZM101 80H102V79H101ZM129 80H130V79H129ZM140 80H143V79H141V76H140V79L138 80V83H137L136 81H135V83H136V84H139V81H140ZM161 80H162V79H161ZM192 80H193V78H192ZM192 80H191V81H192ZM196 80H197V79H196ZM196 80H195V81H196ZM205 80H206V79H205ZM244 80H246V79H243V81H244ZM248 80H249V77H248ZM12 81H13V80H12ZM17 81H18V80H17ZM59 81H58V82H59ZM154 81H155V80H154ZM159 81H160V80H159ZM191 81L189 80V83H190ZM200 81H201V80H200ZM203 81H204V80H203ZM203 81H201V82H203ZM221 81H222V80H221ZM250 81H251V80H250ZM42 82H43V81H42ZM53 82H54V81H53ZM98 82H99V81H98ZM107 82H108V81H107ZM146 82H147V80H146ZM161 82H163V81H161ZM176 82H177V81H176ZM219 82H220V81H219ZM232 82H233V81H232ZM252 82H253V80H252ZM252 82H250V83H252ZM21 83H22V82H21ZM23 83H24V82H23ZM48 83H49V82H48ZM83 83H85V82L83 81L82 83H80L81 86H82ZM135 83H134V84H135ZM153 83H154V82H153ZM169 83H170V82H169ZM182 83H183V82H182ZM185 83H187V82H185ZM185 83H184V85H185ZM215 83H216V82H215ZM217 83H218V81H217ZM233 83H235V82H233ZM233 83H231V84H233ZM236 83H237V82H236ZM247 83H248L249 85H251L249 82L246 81V84H247ZM255 83H256V81H255ZM50 84H51V83H50ZM54 84L58 85V83H54ZM62 84H63V83H62ZM100 84H101V83H100ZM130 84H131V83H130ZM136 84H135V85H136ZM150 84H151V83H150ZM150 84H149V85H150ZM198 84H199V83H198ZM227 84H228V83H227ZM9 85H11V84H9ZM9 85H7V86H9ZM56 85H54V86H56ZM60 85H61V84H60ZM64 85H65V84H64ZM72 85H73V84H72ZM83 85H84V84H83ZM95 85H96V84H95ZM105 85H106V84H105ZM123 85H124V84H123ZM125 85H126V83H125ZM187 85H188V84H187ZM210 85H211V84H210ZM233 85H235V84H233ZM62 86H63V85H62ZM70 86H71V85H70ZM96 86H100V85H96ZM101 86H102V85H101ZM113 86H115V85H113ZM116 86H117V85H116ZM120 86H122V84H121ZM120 86H119V87H120ZM128 86H129V85H128ZM175 86L177 87V86H179V85H176V84H175ZM199 86H200V85H199ZM199 86H198V87H199ZM254 86H255V84H254ZM254 86H253V87H254ZM257 86H258V85H257ZM260 86H262V85H260ZM25 87L29 88L30 85H29V87H28V86H25ZM32 87H33V86H32ZM37 87H38V86H37ZM48 87H51V86H48ZM87 87H89V86H87ZM105 87L108 88V86H105ZM126 87H127V85H126ZM176 87H175V88H176ZM195 87H196V86H195ZM200 87H201V86H200ZM220 87H221V86H220ZM223 87H225V86H222L220 89H222ZM240 87H242V86H240ZM240 87H239V88H240ZM253 87H252L251 89H253ZM255 87H256V86H255ZM263 87H264V86H263ZM14 88H15V87H14ZM16 88H17V87H16ZM19 88H20V87H19ZM44 88H46V87H44ZM56 88H58V87H56ZM56 88H55V89H56ZM100 88H101V87H100ZM117 88H118V87H117ZM121 88H122V87H121ZM141 88H144V87H141ZM150 88L152 89V87H150ZM150 88H147V89L149 90ZM171 88H173V87H171ZM177 88H179V87H177ZM209 88H210V87H209ZM233 88H234V87H233ZM244 88H245V87H243V89H244ZM246 88H247V87H246ZM256 88H257V87H256ZM259 88H260V87H259ZM35 89H36V88H35ZM47 89H49V88H47ZM50 89H51V88H50ZM59 89H61V88L59 87L58 90H59ZM70 89H71V88H70ZM76 89H78V88H76ZM81 89H85V88L83 87V88H81ZM101 89H102V88H101ZM130 89H131V88H130ZM154 89H155V88H153V91H156V90H154ZM173 89H174V88H173ZM201 89H202V88H201ZM229 89L231 90L232 88H229V87H228L227 91H229ZM234 89H235V88H234ZM240 89H241V88H240ZM261 89H262V88H261ZM261 89H260V90H261ZM263 89H264V88H263ZM4 90H5V88H4ZM40 90H41V89H40ZM63 90H64V89H63ZM87 90H88V88H87ZM87 90H86V92H87ZM103 90H104V88H103ZM141 90H142V89H141ZM179 90H180V89H179ZM207 90H208V89H207ZM249 90H250V89H249ZM256 90H259V89H256ZM256 90L253 91V92L255 93ZM41 91H42V90H41ZM82 91H83V90H82ZM82 91H81V92H82ZM106 91H107V90H106ZM110 91H111L110 93H113L112 90H110ZM129 91H130V90H129ZM132 91H133V90H132ZM132 91H130V92H132ZM145 91H146V90H145ZM171 91H172V90H171ZM173 91H174V90H173ZM173 91H172V93H173ZM198 91H200V89H199ZM217 91H218V90H217ZM237 91H239V90H237ZM237 91H236V92H237ZM246 91H247V90H246ZM39 92H40V91H39ZM57 92H59V91H56V93H57ZM81 92H80V94H81ZM83 92H84V91H83ZM107 92H108V91H107ZM117 92L119 93V91H117ZM130 92H129V93H130ZM134 92H135V91H134ZM146 92H148V91H146ZM149 92H150V91H149ZM207 92H208V91H207ZM210 92H211V91H210ZM220 92H222V91H220ZM240 92H241V91H240ZM45 93H46V92H45ZM118 93H117V94H118ZM121 93H122V92H121ZM123 93H125V92H123ZM227 93H228V92H227ZM242 93H243V92H242ZM242 93H241V95H242ZM260 93H261V92H260ZM263 93H264V92H263ZM263 93H261V94L264 95ZM34 94H35V93H34ZM34 94H33V95H34ZM60 94H61V92H60ZM97 94H98V93H97ZM99 94H100V93H99ZM99 94H98V95H99ZM103 94H104V93H103ZM114 94H115V93H114ZM114 94H113V95H114ZM173 94H175V93H173ZM211 94H212V93H211ZM250 94L254 95L252 92H251ZM258 94H259V92H258ZM41 95H42V94H41ZM49 95H50V94H49ZM98 95H97V99L99 98ZM130 95H131V94H130ZM136 95H137V93H136ZM139 95L141 96V94H139ZM139 95H138V97H139ZM241 95H240V97H241ZM244 95H245V94L243 93L242 97H243ZM248 95H249V94H248ZM51 96H54V95H51ZM92 96H93V95H92ZM107 96H108V94H107ZM109 96H110V95H109ZM121 96H123V95L121 94L120 97H121ZM132 96H133V95H132ZM146 96H147V97H148V96H151V92H150L149 95H146ZM213 96H214V95H213ZM218 96H219V94H218ZM245 96H246V95H245ZM245 96H244V98H245ZM257 96H258V95H257ZM100 97H102V96H100ZM120 97H119L118 101L122 98V97H121V98H120ZM142 97H143V96H142ZM163 97H164V96H163ZM184 97H185V95H184ZM211 97H212V96H211ZM223 97H224V96H222V98H223ZM229 97H231L230 99H232V97H234V96H229ZM229 97H228V98H229ZM242 97H241V100H243ZM262 97H263V96H262ZM24 98H25V97H24ZM28 98H29V97H28ZM40 98H41V97H40ZM53 98L55 99V98H57V96H56V97L54 96ZM81 98H82V97H81ZM91 98H93V97H91ZM94 98H96V96H94ZM107 98L109 99V97H107ZM107 98H106V99H107ZM115 98H117V96H116ZM140 98H141V97H140ZM181 98H182V97H181ZM197 98H198V97H197ZM253 98H254V97H253ZM255 98H256V97H255ZM15 99H16V98H15ZM47 99H48V98H47ZM47 99H46V100H47ZM86 99H87V102H88L89 99H88V98H86ZM102 99L104 100V98H102ZM113 99H114V98H113ZM135 99H136V98H135ZM135 99H134V100H135ZM143 99L146 100V97L143 98ZM212 99H213V97H212ZM215 99H219V100H220V98H216V97H215ZM215 99H214V100H215ZM224 99H225V98H224ZM226 99H227V97H226ZM238 99H240V98H238ZM249 99L251 100V96L249 97ZM249 99H248V100H249ZM256 99H257V98H256ZM260 99H261V98H259V100H258L259 102H260ZM17 100L19 101V99H17ZM35 100H36V98H35ZM46 100H45V101H46ZM109 100L111 101V99H109ZM114 100H116V99H114ZM122 100H123V98H122ZM145 100H144V101H145ZM148 100L151 101V98L148 97ZM164 100H165V99H164ZM174 100H175V99H174ZM176 100H178V99L176 98ZM199 100H200V99H199ZM232 100H234V99H232ZM232 100H231V101H232ZM236 100H237V99H236ZM241 100H240V101H241ZM248 100H247V101H248ZM2 101H3V100H2ZM2 101H1V102H2ZM10 101H11V100H10ZM18 101H17V105H18ZM24 101H25V100H24ZM43 101H44V99H43ZM56 101H57V100H56ZM73 101H74V100H73ZM75 101H76V100H75ZM78 101H79V100H78ZM95 101H96V100H95ZM106 101H108V100H106ZM129 101H130V100H129ZM132 101H133V100H132ZM146 101H147V100H146ZM180 101H181V100H180ZM194 101H195V100H194ZM197 101H198V100H197ZM201 101H202V100H201ZM224 101H225V100H224ZM15 102H16V101H15ZM46 102H47V101H46ZM48 102H49V101H48ZM87 102H85V103H87ZM123 102H124V101H123ZM123 102H122V103H123ZM135 102H136V101H135ZM148 102H149V101H148ZM172 102H173V100H172ZM175 102H176V101H175ZM238 102H239V101H238ZM245 102H246V101L244 100L243 103L245 104V107H246L247 103H245ZM254 102H256V100H255ZM254 102H253V103H254ZM28 103H29V102H28ZM72 103L74 104V102H72ZM72 103L69 102L68 105H69V104H72ZM75 103H76V102H75ZM110 103H111V102H110ZM120 103H121V100H120ZM125 103H126V101H125ZM125 103H123V104H125ZM129 103H130V102H129ZM180 103H182V102H180ZM216 103H217V102H216ZM216 103H215V105H216ZM219 103H220V102H219ZM222 103H224V102H222ZM229 103H231V102L229 101L228 104H229ZM250 103H251V102H250ZM250 103H249V101H248V105H249ZM263 103H264V102H263ZM33 104H35V103H33ZM33 104H31V105H33ZM45 104H46V103H45ZM57 104H58V103H57ZM91 104H92V103H91ZM91 104H90V105H91ZM99 104H101V102H100ZM106 104H108V103H106ZM114 104H115V103H112V105H114ZM162 104H163V103H162ZM169 104H171V103L169 102ZM172 104H173V103H172ZM172 104H171V106L169 105L170 108L174 105V104H173V105H172ZM175 104H177V103H175ZM192 104H193V103H192ZM212 104H213V103H212ZM1 105H2V104H1ZM50 105H51V104H50ZM58 105H59V104H58ZM76 105H77V103H76ZM90 105H89V106H90ZM102 105H103V106L105 105L104 102H102ZM102 105H101V106H102ZM158 105H160V104H158ZM158 105L156 106L157 108H158ZM201 105H202V104H201ZM219 105H220V104H219ZM263 105H264V104H263ZM11 106H12V105H11ZM25 106H26V105H25ZM69 106H70V105H69ZM84 106H85V105H84ZM103 106H102V107H103ZM106 106H108V105H106ZM114 106L117 108L116 105H114ZM125 106H126V104H125ZM125 106H124V107H125ZM210 106H211V103H210ZM210 106H209V107H210ZM261 106H262V105H261ZM261 106H259V107H261ZM7 107H8V106H7ZM7 107H6V108H7ZM13 107H14V105H13ZM13 107H11V108H13ZM15 107H16V106H15ZM40 107H41V106H40ZM40 107H39L38 109H40ZM53 107H55V106L53 105ZM53 107H51V108L53 109ZM64 107H65V106L63 105V107H61L60 110H62V108H64ZM85 107H86V106H85ZM138 107H139V106H138ZM153 107H154V106H153ZM176 107H177V105H176ZM176 107H175V108H176ZM213 107H214V106H213ZM242 107H243V106H242ZM242 107H241V108H242ZM259 107L257 108V107L254 106V111L256 110V108L259 110ZM17 108L19 109L18 106H17ZM65 108H66V107H65ZM67 108H70V107H67ZM135 108H136V107H135ZM135 108H134V105H133V109H135ZM173 108H174V106H173ZM175 108H174V109H175ZM203 108H204V107H203ZM205 108H206V107H205ZM224 108H225V107H224ZM224 108H223V109H224ZM228 108H230V107H228ZM262 108H263V106H262ZM262 108H261V109H262ZM54 109H55V108H54ZM74 109H75V108H74ZM81 109H82V107H81ZM90 109H91V108H90ZM90 109H89V110H90ZM100 109H102V108L100 107ZM103 109H105V107H104ZM136 109H137V108H136ZM136 109H135V110H136ZM140 109H141V108H140ZM140 109L138 108V110H140ZM142 109H143V108H142ZM150 109H151V108H150ZM150 109H149V110H150ZM152 109H153V108H152ZM164 109L166 110V106H165ZM164 109H163V110H164ZM178 109H179V108H178ZM210 109H212V108H210ZM214 109H217V108H214ZM231 109H233V108H231ZM250 109H252V108H250ZM0 110H1V109H0ZM6 110H7V109H6ZM12 110H13V109H12ZM24 110H25V109H24ZM28 110H29V109H28ZM32 110H33V109H32ZM32 110H31V111H32ZM34 110H36V109H34ZM46 110H47V109H46ZM68 110H69V109H68ZM82 110H83V109H82ZM87 110H88V109H87ZM92 110H93V109H92ZM95 110H96V108H95ZM98 110H99V109H98ZM107 110H108V109H107ZM123 110H124V109H123ZM123 110H122V111H123ZM143 110H144V109H143ZM149 110H148V111H149ZM184 110H186V109H183V111L181 110V113L184 112ZM221 110H222V108H221L220 110H218V111H221ZM252 110H253V109H252ZM29 111H30V110H29ZM43 111H44V110H42V112H43ZM56 111H57V110H56ZM77 111H78V110H77ZM102 111H103V110H102ZM112 111H114V110H112ZM116 111L118 112L117 109H116ZM144 111H145V110H144ZM146 111H147V110H146ZM171 111H172V110H171ZM171 111H168V112L171 113ZM179 111H180V110H179ZM191 111H192V110H191ZM199 111H200V110H199ZM202 111H204V110H202ZM246 111H247V110H246ZM263 111H264V110H263ZM10 112H11V111H10ZM34 112H35V111H34ZM36 112H37V110H36ZM44 112H48V110H47V111H44ZM79 112H80V111H79ZM88 112H89V111H88ZM107 112H108V111H107ZM124 112H126V111H124ZM138 112H139V111H138ZM163 112H165V111H163ZM166 112H167V111H166ZM230 112H231V111H230ZM235 112H236V111H235ZM259 112H260V111H259ZM14 113H15V112H14ZM21 113H23V112H21ZM21 113H20V114H21ZM53 113H54V112H53ZM53 113H52V114H53ZM62 113H63V111H62ZM62 113H61V115H62ZM72 113H73V112H72ZM90 113H92V112H90ZM112 113H113V112H112ZM112 113H110L109 115L111 116ZM115 113H116V112H115ZM161 113H162V111H161ZM181 113H180V115H181ZM186 113H187V112H186ZM193 113H194V112H193ZM243 113H245V112H243ZM247 113H248V111H247ZM251 113H252V112H251ZM253 113H254V112H253ZM253 113H252V116H254ZM257 113H258V112H257ZM24 114H25V113H24ZM27 114H28V115H31L30 113H27ZM36 114H37V113H36ZM41 114H42V113H41ZM82 114H83V113H80V115H82ZM107 114H108V113H107ZM113 114H114V113H113ZM122 114H123V113H122ZM126 114H127V112H126ZM133 114H134V113H133ZM133 114H132V115H133ZM172 114H173V112H172ZM189 114H190V113H189ZM189 114H188V116H189ZM195 114H196V113H195ZM195 114H194V115H195ZM254 114L256 115V113H254ZM263 114H264V113H263ZM263 114H262V115H263ZM22 115H23V114H22ZM42 115H43V114H42ZM66 115H67V114H66ZM66 115H64V117H65ZM109 115H107V116L109 117ZM124 115H125V114H124ZM124 115H123V116H124ZM127 115H128V114H127ZM161 115H162V114H161ZM173 115H174V114H173ZM185 115H186V114H185ZM191 115H192V114H191ZM191 115H190V116H191ZM213 115H214V114H213ZM228 115H229V114H228ZM257 115H258V114H257ZM262 115H261V116H262ZM32 116H34V115L32 114ZM47 116H48V114H47ZM51 116L53 117V115H51ZM51 116H49V117H51ZM104 116H105V115H104ZM138 116H139V115H138ZM159 116H160V115H159ZM174 116H175V115H174ZM174 116H173V117H174ZM178 116H179V115H178ZM178 116H177V117H178ZM239 116L242 117V113H241V115H239ZM252 116H250V117H252ZM258 116H260V115H258ZM261 116H260V117H261ZM6 117H7V116H6ZM13 117H16V115H15V116L13 115ZM28 117H29V116H28ZM34 117H36V116H34ZM42 117H43V116H42ZM66 117H67V116H66ZM66 117H65V118H66ZM85 117H87V116H85ZM93 117H94V116H92V118H93ZM99 117H100V116H99ZM113 117H114V116H113ZM129 117H130V116H129ZM170 117H172V116H169V118H170ZM173 117H172V118H173ZM179 117H184V116L181 115V116H179ZM179 117H178V118H179ZM191 117H192V116H191ZM250 117H249V118H250ZM254 117H255V116H254ZM30 118H31V117H30ZM56 118H57V117H56ZM92 118H91V120H92ZM125 118H126V117H125ZM192 118H193V117H192ZM242 118H243V117H242ZM252 118H253V117H252ZM262 118H263V117H262ZM22 119L25 120V118L22 117V118L19 120V122H20ZM38 119H40V118L38 117ZM47 119H48V118H47ZM51 119H52V118H51ZM84 119H86L85 122H87V118H84ZM136 119H137V118H136ZM176 119H177V118H176ZM180 119H181V118H180ZM209 119H210V118H209ZM245 119H246V118H245ZM24 120H23V121H24ZM35 120H36V119H35ZM82 120H83V119H82ZM97 120H98V119H97ZM97 120H96V121H97ZM103 120L106 121L105 119H103ZM121 120H122V119H121ZM189 120H190V119H189ZM246 120H247V119H246ZM23 121H22V122H23ZM54 121H55V120H54ZM67 121H68V120H67ZM100 121H101V120H100ZM137 121H138V120H137ZM140 121H141V120H139V122H140ZM171 121H172V120H170V121H168V122H171ZM174 121H175V120H174ZM181 121H182V120H181ZM44 122H45V121H44ZM44 122H43V123H44ZM70 122H71V120H70ZM109 122H110V121H109ZM113 122H114V121H113ZM115 122L117 123V120H115ZM139 122H138V123H139ZM162 122H163V121H161V123H162ZM200 122H201V121H200ZM11 123H12V122H11ZM13 123H17V124H18V122H15V121H14ZM13 123H12V124H13ZM20 123H21V122H20ZM72 123H73V122H72ZM72 123H69V124L71 125ZM111 123H112V122H111ZM135 123H137V122H135ZM156 123H157V122H156ZM252 123H253V122H252ZM254 123H255V122H254ZM5 124H6V123H5ZM12 124H11V125H12ZM45 124H46V122H45ZM45 124H44V125H45ZM53 124H54V123H52V125H53ZM69 124H68V126H70ZM91 124H92V123H91ZM93 124H94V123H93ZM106 124H109V123L106 122ZM129 124H132V123H131V120H130V123H129ZM129 124H128V127L130 128ZM170 124H171V123H170ZM42 125H43V124H42ZM42 125H41V126H42ZM52 125H51V126H52ZM88 125H89V122H88ZM110 125H111V124H110ZM120 125H121V124H120ZM120 125H119V126L117 125L119 129H120ZM126 125H127V124H125L124 126L127 127ZM151 125H152V124H150L149 129L154 127V126L152 127ZM156 125H157V124H156ZM168 125H169V124H168ZM168 125H167V126H168ZM186 125H187V123H186ZM15 126H16V125H15ZM51 126H50V127H51ZM55 126H56V125H55ZM61 126H62V125H61ZM61 126H60V127H61ZM66 126H67V125H66ZM68 126H67V127H68ZM71 126H72V125H71ZM71 126H70V127H71ZM191 126H192V125H191ZM191 126H190V127H191ZM221 126H222V125H221ZM262 126H263V125H262ZM30 127H31V126H30ZM47 127H48V126H47ZM57 127H58V126H56V128H57ZM88 127L91 128V125H89ZM96 127L98 128L99 126H96ZM100 127H105V125L100 126ZM100 127H99V129H100ZM109 127H110V126H109ZM109 127H108V128H109ZM128 127H127V128H128ZM131 127H133V124H132ZM142 127H143V126L141 125V127H139V128L141 129ZM169 127H170V126H169ZM208 127H209V126H208ZM238 127H240V126H238ZM241 127H242V126H241ZM245 127H247V126L245 125ZM63 128H65V127H63ZM84 128H85V127H84ZM129 128H128V129H129ZM143 128H145V127H143ZM146 128H148V127H146ZM154 128H155V127H154ZM185 128H187V127H185ZM203 128H204V127H203ZM205 128H207V127H205ZM205 128H204V131H206ZM242 128H243V127H242ZM247 128H248V127H247ZM249 128H250V127H249ZM249 128H248V131H249ZM24 129H27V128H23L22 130H24ZM94 129H96L95 126H94ZM94 129H92V130H94ZM99 129H97V130H99ZM103 129H104V128H103ZM106 129H107V127H106ZM123 129H124V127H123ZM137 129H138V128H137ZM156 129H157V128H156ZM166 129H167V127H166ZM187 129H189V128H187ZM198 129H199V128H198ZM254 129H255V128H254ZM0 130H2V129L0 128ZM134 130H136V129H134ZM147 130H148V129H147ZM147 130H146V131H147ZM182 130H183V128H182ZM199 130H200V129H199ZM214 130H215V129H214ZM231 130H232V133H231V134H232V135H236V134L233 133V131H235L236 128H234V129L232 128ZM237 130H238V129H237ZM70 131H71V130H70ZM82 131H83V130H82ZM101 131H102V130H101ZM108 131H109V130H108ZM127 131H128V130H127ZM167 131H168V130H167ZM216 131H217V130H216ZM222 131H223V130H222ZM222 131H221V132H222ZM225 131H226V130H225ZM229 131H230V129H229ZM248 131H247V132H248ZM39 132H41V131H38V133H39ZM42 132H43V130H42ZM50 132H51V131H50ZM71 132L73 133V131H71ZM110 132H111V131H110ZM132 132H133V131H132ZM135 132H136V131H135ZM161 132H162V131H161ZM207 132H208V131H207ZM230 132H231V131H230ZM5 133H6V132H5ZM5 133H4V134H5ZM27 133H28V132H27ZM29 133H30V132H29ZM31 133L34 134L35 132H31ZM94 133H95V131H94ZM128 133H129V132H128ZM189 133H190V132H189ZM223 133H224V132H223ZM223 133H222V134H223ZM253 133H254V132H253ZM2 134H3V133H2ZM17 134L19 135L18 132H17ZM96 134H99V135H100V133H96ZM96 134H94V136H95ZM111 134H112V132H111ZM111 134H109V135H111ZM119 134H120V133H118V135H119ZM126 134H127V133H126ZM210 134H211V133H210ZM218 134H219V132H218ZM28 135H29V134H28ZM34 135H35V134H34ZM71 135H72V134H71ZM92 135H93V133H92ZM92 135H91V136H92ZM101 135H102V134H101ZM106 135H108V133H106ZM106 135H105V136H106ZM114 135H115V134H114ZM120 135H121V134H120ZM137 135H138V134H137ZM149 135H150V134H149ZM169 135H170V134H169ZM189 135H190V134H189ZM189 135H188V136H189ZM194 135H195V134H194ZM203 135H204V134H203ZM206 135H208V134H206ZM215 135H217V134H215ZM37 136H38V135H37ZM66 136H67V135H66ZM73 136H74V135H73ZM103 136H104V135H103ZM170 136H171V135H170ZM198 136L200 137V134H199ZM201 136H202V134H201ZM208 136H209V135H208ZM238 136H239V135H238ZM238 136H237V137H238ZM99 137H100V136H99ZM116 137L118 138V136H116ZM119 137H120V136H119ZM130 137H131V136H130ZM144 137H147V136H144ZM180 137H182V136L180 135ZM195 137H196V136H195ZM228 137H232V136L230 135V136H228ZM235 137H236V136H235ZM253 137H254V136H253ZM17 138H18V137H17ZM92 138H94V137H92ZM111 138H112V137H111ZM125 138H126V136H125ZM147 138H148V137H147ZM190 138H192V137H190ZM193 138H194V137H193ZM193 138H192V139H193ZM216 138H217V137H216ZM238 138H239V137H238ZM251 138H252V136H251ZM90 139H91V138H88V140H90ZM100 139H101V137H100ZM102 139H103V138H102ZM112 139H113V138H112ZM115 139H116V138H115ZM149 139H150V137H149ZM168 139H169V137H168ZM168 139H167V140H168ZM179 139H180V138H179ZM192 139H191V140H192ZM208 139H209V138H208ZM219 139H220V138H219ZM252 139H253V138H252ZM57 140H58V139H57ZM91 140H92V139H91ZM151 140H152V139H150V142H151ZM167 140H165V141L167 142ZM189 140H190V139H189ZM194 140H195V139H194ZM200 140H201V139H200ZM200 140H199V141H200ZM225 140H226V139H225ZM234 140H235V138H234ZM258 140H259V139H258ZM12 141H14V140L12 139ZM19 141H20V139H19ZM74 141H75V139H74ZM123 141H124V140H122V142H123ZM140 141H141V140H140ZM155 141H156V140H155ZM195 141H196V140H195ZM201 141H202V140H201ZM229 141H230V140H229ZM229 141H228V142H229ZM236 141H237V142H236ZM236 141H235V143H239L238 139H237ZM255 141H256V140H255ZM8 142H10V141H8ZM95 142H96V140H95ZM105 142H106V140L104 141V143H105ZM108 142H109V139H108ZM169 142H171V141H169ZM232 142H234V141H232ZM232 142L230 141L229 143L231 144ZM250 142H251V140L248 141L249 144H250ZM6 143H7V142H6ZM46 143H47V142H46ZM93 143H94V142H93ZM96 143H97V142H96ZM106 143H107V142H106ZM128 143H129V142H128ZM145 143H146V142H145ZM171 143H172V142H171ZM198 143H199V142H198ZM198 143H197V144H198ZM251 143H253V141H252ZM38 144H39V143H38ZM101 144H102V143H101ZM146 144H147V143H146ZM152 144H153V143H152ZM167 144H168V142H167ZM223 144H224V143H223ZM39 145H40V146H43L44 144H39ZM39 145H38V146H39ZM98 145H100V144H98ZM164 145H165V144H164ZM226 145H227V144H226ZM226 145H225V147H226ZM238 145H240V144H238ZM244 145H246V144H244ZM247 145H248V144H247ZM255 145H256V144H255ZM7 146H8V145H7ZM36 146H37V145H36ZM40 146H39V147H40ZM44 146H45V145H44ZM105 146H106V145H105ZM138 146H139V145H138ZM161 146H162V145H161ZM161 146H160V147H161ZM221 146H222V145H221ZM223 146H224V145H223ZM236 146H237V145H236ZM252 146H253V145H252ZM32 147H33V146H32ZM92 147H93V146H92ZM117 147H118V146H117ZM119 147H120V146H119ZM146 147H147V146H146ZM151 147H154V146L151 145ZM165 147H167V146L165 145ZM183 147L186 148V146H183ZM227 147H228V145H227ZM234 147H235V145H234ZM36 148H37V147H35V149H36ZM62 148H64V147H62ZM69 148H70V147H69ZM69 148H68V149H69ZM109 148H110V147H109ZM155 148L157 149L158 147H155ZM14 149H15V148L13 147V150H14ZM73 149H74V148H73ZM87 149H88V148H87ZM95 149H96V148H95ZM97 149H98V148H97ZM105 149H106V148H105ZM112 149H113V148H112ZM112 149H111V150H112ZM118 149H119V148H118ZM125 149H126V148H125ZM150 149H151V148H150ZM178 149H179V148H178ZM213 149H214V148H213ZM236 149H237V148H236ZM9 150H10V149H9ZM15 150H16V149H15ZM18 150H19V149H18ZM66 150H67V149H66ZM85 150H86V149H85ZM116 150H117V149H116ZM116 150H115V151H116ZM128 150H129V149H128ZM148 150H149V149H148ZM158 150H159V149H158ZM158 150H157V151H158ZM169 150H170V149H169ZM171 150H172V147H171ZM189 150H190V149H189ZM6 151H8V150H6ZM31 151H34V150L31 149ZM31 151H30V152H31ZM48 151H49V149H48ZM93 151H94V150H93ZM93 151H92V152H93ZM121 151H123V150H121ZM124 151H125V150H124ZM126 151H127V150H126ZM140 151H141V150H140ZM145 151H146V150H145ZM145 151H144V152H145ZM159 151H161V150H159ZM90 152H91V150L89 151V153H90ZM107 152H108V150H107ZM119 152H120V151H119ZM144 152H143V153H144ZM164 152H165V151H164ZM177 152H178V150H176V153H177ZM183 152H184V150H183ZM183 152L181 151V152L177 153V155L179 154L180 156H181V155H185V156H187L188 153H186V154H185V153L182 154ZM185 152H186V150H185ZM188 152H191V151H188ZM233 152H234V151H233ZM56 153H57V151H56ZM56 153H55V154H56ZM85 153H86V152H85ZM87 153H88V152H87ZM93 153H96V152H93ZM97 153L99 154L100 152L97 151ZM101 153H102V152H101ZM111 153H112V152H111ZM126 153H128V152H126ZM140 153H141V152H140ZM174 153H175V152H174ZM55 154L53 153V156H55ZM105 154H106V153H105ZM134 154H136V153H134ZM26 155H27V154H26ZM50 155H51V154H50ZM129 155H130V153H129ZM131 155H132V154H131ZM172 155H173V154L171 153V156H172ZM188 155L190 156L191 154H188ZM211 155H212V153H211ZM260 155H261V154H260ZM99 156H100V155H99ZM139 156H140V155H139ZM191 156H192V155H191ZM191 156H190V157H191ZM27 157H28V156H27ZM51 157H52V156H51ZM55 157H57V156H55ZM111 157H112V156H111ZM111 157H110V159L108 158L110 161H111ZM127 157H128V156H127ZM173 157H176V156H173ZM183 157H184V156H183ZM187 157H188V156H187ZM210 157H211V156H210ZM47 158H48V159H51L50 157H48V155H47L46 159H47ZM52 158H53V157H52ZM94 158H95V157H94ZM104 158H106V156H105ZM139 158H140V157H139ZM169 158H170V157H169ZM191 158H192V157H191ZM191 158H190V159H191ZM193 158H194V156H193ZM193 158H192L191 160H193ZM219 158H220V157H219ZM221 158L223 159V156H222ZM225 158H226V157H225ZM9 159H10V158H9ZM82 159H83V158H82ZM86 159L88 160L87 157H86ZM90 159H91V158H90ZM106 159H107V158H106ZM126 159H127V158H126ZM137 159H138V158H137ZM202 159H203V158H202ZM206 159H207V158H206ZM226 159H227V158H226ZM228 159H230V158L228 157ZM27 160H28V159H27ZM43 160H45V158H44ZM43 160H42V161H43ZM94 160H96V159H94ZM101 160H102V159H101ZM101 160H100V162H101ZM120 160H122V158H121ZM140 160H141V158H140ZM214 160H215V159H214ZM9 161H10V160H9ZM90 161H93V160H90ZM116 161H117V160H116ZM116 161H115V162H116ZM206 161H207V160H206ZM23 162H24V161H23ZM23 162H21V163H23ZM26 162H28V161H26ZM26 162H25V163H26ZM76 162H77V161H76ZM117 162H119V161H117ZM125 162H127V161H125ZM138 162H139V161H138ZM138 162H137V163H138ZM195 162H196V161H195ZM195 162L192 161V163H195ZM203 162H205V161H203ZM208 162H209V161H208ZM254 162H255V161H254ZM8 163H9V162H8ZM101 163H102V162H101ZM103 163H104V162H103ZM192 163H191V164H192ZM225 163H226V162H225ZM238 163H239V162H238ZM238 163H237V164H238ZM244 163H245V162H244ZM41 164H42V163H41ZM213 164H214V163H213ZM239 164L241 165L242 163H239ZM86 165H88V164H86ZM95 165H98V164H95ZM116 165H117V164H116ZM119 165H121V164H119ZM122 165H123V167H125L124 164H122ZM122 165H121V166H122ZM198 165H201L200 162H199ZM205 165H206V164H205ZM224 165H225V164H224ZM263 165H264V164H263ZM5 166H6V165H5ZM29 166H30V165H29ZM81 166L83 167V165H81ZM99 166H100V165H99ZM110 166H111V164H110ZM117 166H118V165H117ZM245 166H246V165H245ZM247 166H248V165H247ZM247 166H246V167H247ZM55 167H56V166H55ZM60 167H61V166H60ZM60 167L57 166V168H60ZM101 167H102V166H101ZM119 167H120V166H119ZM213 167H215V166H213ZM213 167H212V169H213ZM220 167H221V166H220ZM239 167H242V166H239ZM13 168H14V167H13ZM43 168H44V167L42 166V169H43ZM50 168H51V167H50ZM63 168H64V166H63ZM86 168H89V166H88V167L85 166V169H86ZM90 168H91V165H90ZM90 168H89V169H90ZM107 168H108V167H107ZM135 168H136V167H135ZM135 168H133V169H134V172L136 171ZM156 168H159V167L156 166ZM55 169H56V168H55ZM55 169H54V170H55ZM61 169H62V167H61ZM99 169H100V167H99ZM99 169H98V170H99ZM113 169H114V168H113ZM113 169H112V170H113ZM116 169H117V167H116ZM120 169H121V168H120ZM131 169H132V168H131ZM131 169L129 168V171H128V172H130ZM133 169L131 170V173H132ZM136 169H141V168H136ZM15 170L17 171V169H15ZM40 170H41V169H40ZM57 170H58V169H57ZM83 170H84V169H83ZM98 170H97V171H98ZM141 170H142V169H141ZM141 170H139V171H141ZM234 170H235V169H234ZM234 170H233V171H234ZM70 171H72V170H70ZM74 171H75V170H74ZM79 171H80V170H79ZM84 171H85V170H84ZM86 171H88V170H86ZM86 171H85V172H86ZM97 171H96V172H97ZM100 171H101V170H100ZM122 171H124V170H122ZM215 171H216V170H215ZM233 171H232V172H233ZM235 171H236V170H235ZM50 172H51V171H50ZM96 172H95V173H96ZM114 172H115V171H114ZM136 172H137V171H136ZM141 172H143V171H141ZM223 172H224V171H223ZM97 173H98V172H97ZM99 173H100V172H99ZM115 173H116V172H115ZM240 173H242V172H240ZM14 174L16 175V173H14ZM14 174H13V175H14ZM108 174H109V172H108ZM132 174H133V173H132ZM138 174H140V172H139ZM213 174H214V173H213ZM222 174H223V173H222ZM228 174H229V173H228ZM230 174H231V172H230ZM234 174H236V173H234ZM22 176H23V175H22ZM22 176H20L21 178H19V175H18V178H19V179H22ZM97 176H98V174H97ZM110 176H111V175H110ZM145 176H146V175H145ZM232 176H233V175H232ZM234 176H235V175H234ZM234 176H233L232 178H230V179H234V178L236 177V176H235V177H234ZM40 177H42V176H40ZM103 177H104V176H103ZM230 177H231V176H230ZM16 178H17V177H16ZM18 178H17V179H18ZM97 178H98V177H97ZM143 178H144V176H143ZM236 178H237V177H236ZM236 178H235V179H236ZM45 179H46L47 181H51V180L47 179L46 177H45ZM101 179H102V178H101ZM126 179H127V178H126ZM243 179H245V178H243ZM30 180L32 181L31 178H30ZM43 180H44V179H43ZM107 180H108V179H107ZM19 181H20V180H19ZM26 181H27L28 183H30L28 180H26ZM62 181H63V180H62ZM117 181H118V180H117ZM124 181H125V180H124ZM242 181H243V180H242ZM21 182H25V180H24V181L21 180ZM44 182H45V181H44ZM133 182H134V181H133ZM80 184H81V183H80ZM95 184H96V183H95ZM102 184H103V183H102ZM107 184H108V182H107ZM123 184H124V183H123ZM134 184H135V183H134ZM134 184H133V185H134ZM87 185H88V184H86V185H84V186H87ZM99 185H101V184H99ZM129 185H130V184H129ZM129 185H128V186H129ZM46 186H47V185H46ZM88 186L91 187L92 184H91V185L89 184ZM126 186H127V185H126ZM130 186H131V185H130ZM130 186H129V187H130ZM210 186H211V185H210ZM43 187H44V186H43ZM82 187H83V186H82ZM107 187H109V186H107ZM119 187H120V186H119ZM121 187H122V186H121ZM131 187H132V186H131ZM168 187H170V186H168ZM222 187H223V186H222ZM75 188H76V187H75ZM85 188H86V187H85ZM85 188H84V189H85ZM111 188H112V187H111ZM165 188H166V187H165ZM172 188H173V186H172ZM175 188H176V187H175ZM187 188H188V187H187ZM224 188H225V187H224ZM36 189H37V188H36ZM45 189H46V188H45ZM128 189H129V188H128ZM131 189H132V188H130V190H131ZM142 189H143V188H142ZM163 189H164V187H163ZM179 189H181V188H179ZM179 189H178V190H179ZM188 189H189V188H188ZM38 190L40 191L39 188H38L36 191H38ZM47 190L49 191V189H47ZM130 190H129V191H130ZM134 190H136V189H132L131 192L134 191ZM125 191H127V190H125ZM129 191H127V192H129ZM136 191H137V192H136ZM136 191H135L134 193H139V192H138V189H137ZM144 191H146V190H143V192H144ZM184 191H185V190H184ZM186 191H187V190H186ZM189 191H191V190H189ZM166 192H167V191H166ZM182 192H183V190H182ZM193 192H194V191H193ZM30 193H31V194H34L35 191H34V193H32V191H31ZM38 193H39V192H38ZM120 193H121V191H120ZM134 193H133V194H134ZM186 193H187V192H185V194H186ZM46 194H47V193H46ZM124 194H125V193H124ZM130 194H131V193H130ZM142 194H144V193L140 192V196H141ZM192 194H194V193H192ZM192 194H190V195H192ZM210 194H211V193H210ZM125 195H126V194H125ZM144 195H145V194H144ZM147 195H149V193H147ZM152 195H154V194H152ZM159 195H160V194H159ZM162 195H163V194H162ZM219 195H220V194H219ZM229 195H230V194H229ZM229 195H228V196H229ZM41 196H42V195H41ZM149 196H150V195H149ZM149 196H146V197H148V200L151 201L152 198H150ZM183 196H184V195H183ZM185 196H186V195H185ZM187 196H188V195H187ZM214 196H215V195H214ZM125 197H126V196H125ZM125 197H124V198H125ZM152 197H154V196H152ZM46 198H47V197H46ZM154 198H155V197H154ZM154 198H153V199H154ZM162 198H163V197H162ZM177 198H178V196H177ZM212 198H213V196H212ZM221 198H222V197H221ZM228 198H229V197H228ZM226 199H227V198H226ZM24 200H25V199H24ZM20 201H21V200H20ZM91 201H92V200H91ZM142 201H143V200H142ZM176 201H177V200H176ZM196 201H197V200H196ZM37 202H38V201H37ZM103 202H104V201H103ZM162 202H163V201H162ZM194 202H195V200H194ZM1 203H2V202H1ZM38 203H39V202H38ZM45 203H47V202H45ZM108 203H109V202H108ZM140 203H141V202H140ZM146 203H147V202H146ZM214 203H215V201H214ZM165 204H166V203H165ZM247 204H248V203H247ZM91 205H92V203H91ZM94 205H95V204H94ZM176 205H177V204H176ZM183 205H184V204H183ZM226 205H227V204H226ZM226 205H225V206H226ZM0 206H1V205H0ZM188 206H189V205H188ZM199 206H200V205H199ZM201 206H202V205H201ZM210 206H211V205H210ZM41 207H42V206H41ZM57 207H58V206H57ZM122 207H123V206H122ZM122 207H120V208H122ZM166 207H167V206H166ZM117 208H118V207H117ZM117 208H116V209H117ZM137 208H138V207H137ZM184 208H185V207H184ZM194 208H195V207H194ZM95 209H97V208H95ZM145 209H146V208H145ZM187 209H188V207H187ZM198 209H200V208L197 207V210H198ZM213 209H214V208H213ZM246 209H248V207H246ZM55 210L57 211V209H55ZM89 210H90V209H89ZM91 210H92V209H91ZM91 210H90V211H91ZM93 210H94V209H93ZM113 210H114V209H113ZM147 210H148V209H147ZM162 210H163V209H162ZM152 211H153V210H152ZM126 212H127V211H126ZM144 212H145V211H144ZM206 212H207V211H206ZM234 212H235V211H234ZM33 213H34V212H33ZM84 213L86 214V212H84ZM87 213H88V212H87ZM120 213H123V212H120ZM193 214H194V213H193ZM196 214H197V212H196ZM94 215H96V214H94ZM128 215H129V214H128ZM164 215H165V214H164ZM190 215H192V214H190ZM205 215H206V214H205ZM236 215H237V214H236ZM68 216H69V215H68ZM116 216H117V215H116ZM138 216H140V215H138ZM166 216H167V215H166ZM195 216H196V215H195ZM62 217H63V216H62ZM63 218L65 219V217H63ZM126 218H127V217H126ZM226 218H227V217H226ZM60 219H61V218H60ZM64 219H63V220H64ZM93 219H94V218H93ZM166 219H167V218H166ZM223 219H224V218H223ZM80 220H81V219H80ZM167 220H168V219H167ZM194 220H196V219H194ZM194 220H192V221H194ZM59 221H60V220H59ZM75 221H76V220H74V222H75ZM91 221H92V220H91ZM91 221H90V222H91ZM128 221H129V220H128ZM190 221H191V220H190ZM192 221H191V222H192ZM61 222H62V221H61ZM61 222H60V223H61ZM74 222H73V223H74ZM187 222H188V221H187ZM194 222H199V223H200V220H196V221H194ZM210 222H211V221H210ZM210 222H209V223H210ZM58 223H59V222H58ZM125 223H126V222H125ZM192 223H193V222H192ZM201 223H202V222H201ZM203 223H204V222H203ZM205 223H207V222H205ZM76 224H77V223H76ZM78 224H79V223H78ZM126 224H127V223H126ZM126 224H125V225H126ZM132 224H133V223H132ZM132 224H131V225H132ZM134 224H135V223H134ZM140 224H141V223H140ZM147 224H148V223H147ZM227 224H228V223H227ZM237 224H238V222H237ZM237 224H236V225H237ZM54 225H55V224H54ZM111 225H112V224H111ZM122 225H124V224H122ZM128 225H129V224H128ZM141 225H142V224H141ZM148 225H149V224H148ZM153 225H154V224H153ZM191 225H192V224H191ZM202 225H203V224H202ZM204 225H205V224H204ZM207 225H208V224H206L205 226H207ZM210 225H211V224H210ZM244 225H246V224H244ZM56 226H57V225H56ZM77 226H78V225H77ZM79 226H80V225H79ZM139 226H140V225H139ZM145 226H146V225H145ZM180 226H181V225H180ZM186 226H187V225H186ZM186 226H185V228H186ZM192 226H194V225H192ZM192 226H190V227L192 228ZM197 226H198V225H197ZM197 226H196V227H197ZM231 226H233V224H232ZM74 227H75V226H74ZM74 227H73V228H74ZM83 227H85V226H83ZM107 227H108V226H107ZM109 227H110V226H109ZM109 227H108V229H109ZM120 227H121V226H120ZM143 227H144V226H143ZM181 227H182V226H181ZM199 227H200V226H199ZM222 227H223V226H222ZM234 227H236V226H234ZM76 228H77V227H76ZM76 228H75V229H76ZM111 228H112V227H111ZM228 228H229V230L231 229L230 227H228ZM135 229H136V228H135ZM166 229H167V228H166ZM177 229H179V228H177ZM180 229H181V228H180ZM195 229H196V228H195ZM72 230H73V229H72ZM105 230H107V229H105ZM141 230H142V229H141ZM182 230H183V228H182ZM186 230H187V229H186ZM208 230H209V229H208ZM208 230H207V231H208ZM225 231H226V230H225ZM17 232H18V231H17ZM82 232H84V231H82ZM106 232H107V231H106ZM114 232H115V231H114ZM138 232H139V231H138ZM156 232H157V231H156ZM156 232H155V234H152V233H151V234L154 236V235H156ZM192 232H193V230H192ZM197 232H198V231H197ZM210 232H211V231H210ZM242 232H243V231H242ZM247 232H250V231H247ZM52 233H53V231H52ZM107 233H108V232H107ZM121 233H122V232H121ZM153 233H154V232H153ZM188 233H189V232H188ZM188 233H187V234H188ZM228 233H229V231H228ZM243 233H244V232H243ZM81 234H82V233H81ZM81 234H80V235H81ZM84 234H85V232H84ZM98 234H99V233H98ZM122 234H123V233H122ZM132 234H133V233H132ZM190 234H191V233H190ZM195 234H196V233H195ZM211 234H212V232H211ZM214 234H215V233H214ZM222 234H223V233H222ZM33 235H34V234H33ZM77 235H79V233H77ZM80 235H79V236H80ZM133 235H134V234H133ZM67 236H68V235H67ZM111 236H112V235H111ZM137 236H138V234H137ZM153 236H152V237H153ZM199 236H200V235H199ZM213 236H214V235H213ZM221 236H222V235H221ZM223 236H225V234H224ZM50 237H51V236H50ZM169 237H170V236H169ZM187 237H188V236H187ZM211 237H212V236H211ZM219 237H220V236H219ZM225 237H226V236H225ZM227 237H228V236H227ZM227 237H226V238H227ZM253 237H254V236H253ZM18 238H19V237H18ZM183 238H184V236H183ZM185 238H186V237H185ZM250 238H251V237H250ZM16 239H17V237H16ZM128 239H129V238H128ZM151 239H152V238H151ZM153 239H156V238L153 237ZM219 239H221V238H219ZM219 239H218V241H219ZM72 240H73V239H72ZM72 240H71V241H72ZM104 240H105V239H104ZM216 240H217V239H216ZM245 240H246V239H245ZM12 241H14V240H12ZM132 241H135V240L133 239ZM197 241H198V240H197ZM233 241H234V240H233ZM233 241H232V242H233ZM235 241H236V240H235ZM17 242H18V241H17ZM88 242H89V241H88ZM117 242H118V240H117ZM138 242H139V241H138ZM151 242H152V240H151ZM151 242H150V244H151ZM153 242H154V241H153ZM240 242H241V241H240ZM84 243H85V242H84ZM86 243H87V242H86ZM129 243H130V242H128V244H129ZM133 243H134V242H133ZM210 243H211V242H210ZM225 243L227 244V242H225ZM225 243H223V244H225ZM81 244H82V243H81ZM121 244H122V243H121ZM142 244H143V243H142ZM205 244H206V243H204V245H205ZM207 244H209V243H207ZM220 244H221V243H220ZM223 244H221V245H223ZM228 244H229V243H228ZM89 245H90V244H89ZM167 245H169V244H167ZM202 245H203V242H202ZM254 245H255V244H254ZM119 246H120V245H119ZM140 246H141V245H140ZM152 246H153V244H152ZM169 246H171V245H169ZM193 246H194V245H193ZM197 246H199V244H198ZM218 246H219V245H218ZM231 246H233V244H231ZM231 246H230V247H231ZM234 246H235V244H234ZM250 246H251V245H250ZM141 247H142V246H141ZM143 247H144V246H143ZM158 247H159V246H158ZM224 247H225V246H224ZM251 247H252V246H251ZM253 247H254V246H253ZM108 248H109V247H108ZM108 248H107V249H108ZM114 248H115V247H114ZM151 248H152V247H151ZM153 248H154V247H153ZM156 248H157V245H156L155 249H156ZM181 248H182V247H181ZM197 248H198V247H197ZM199 248H200V247H199ZM214 248H215V247H214ZM221 248H222V247H221ZM254 248H255V247H254ZM256 248H257V247H256ZM256 248H255V249H256ZM262 248H264V247H262ZM115 249H116V248H115ZM115 249H114V250H115ZM140 249H141V248H140ZM144 249H145V248H144ZM157 249H158V248H157ZM175 249H178V248L175 247ZM201 249H202V248H201ZM201 249H200V250H201ZM212 249H213V248H212ZM219 249H220V248H219ZM222 249H223V248H222ZM258 249H259V248H258ZM11 250H12V249H11ZM47 250H48V249H47ZM80 250H81L80 248H79V250L77 249V251H80ZM142 250H143V248H142ZM169 250H170V249H169ZM178 250H179V249H178ZM220 250H221V249H220ZM223 250H226V249H223ZM223 250H222V251H223ZM135 251H136V250H135ZM167 251H168V250H167ZM176 251H177V250H176ZM2 252H3V250H2ZM68 252H69V251H68ZM103 252H104V251H102V253H103ZM136 252H137V251H136ZM155 252H156V251H155ZM164 252H165V251H164ZM179 252H180V250H179ZM203 252H204V251H203ZM249 252H250V251H249ZM66 253H67V252H66ZM138 253H140V252H138ZM146 253H147V252H146ZM156 253H157V252H156ZM156 253H154V254H156ZM204 253H205V252H204ZM222 253H223V252H222ZM252 253H254V255H255V252H252ZM51 254H53V253H51ZM71 254H72V253H71ZM190 254H191V253H190ZM200 254H201V253H200ZM202 254H203V253H202ZM224 254H225V253H224ZM224 254H223V255H224ZM73 255H74V254H73ZM75 255H76V254H75ZM252 255H253V254H252ZM68 256H70V255H68ZM68 256H67V257H68ZM101 256H102V254H101ZM162 256H163V255H162ZM198 256H199V255H198ZM231 256H232V255H231ZM233 256H234V255H233ZM24 257H25V256H24ZM60 257H61V256H60ZM62 257H63V256H62ZM62 257H61V258H62ZM75 257H76V256H75ZM99 257H100V256H99ZM151 257H152V256H151ZM148 258H149V257H148ZM214 258H215V257H214ZM214 258H212V260H213ZM241 258H242V257H241ZM259 258H260V257H259ZM263 258H264V257H263ZM20 259H21V258H20ZM165 259H166V258H165ZM167 259H169V258H167ZM219 259H220V257H219ZM219 259L217 260V259L215 258V260L218 261V262H219ZM242 259L244 260V258H242ZM253 259H255V258H253ZM63 260H64V259H63ZM67 260H68V259H67ZM215 260H213V261H215ZM229 260H230V259H229ZM229 260H228V261H229ZM231 260H232V259H231ZM261 260H262V257H261ZM263 260H264V259H263ZM192 261H194V260H192ZM198 261H199V259H197V263H198ZM210 261H211V260H210ZM210 261H209V262H210ZM216 261H215V262H216ZM232 261H233V260H232ZM250 261H252V260H250ZM164 262H165V261H164ZM200 262H201V261H200ZM207 262H208V261H207ZM207 262H206V263H207ZM209 262H208L207 264H210ZM215 262H214V264H215ZM234 262H236V261H234ZM243 262H244V261H243ZM263 262H264V261H263ZM263 262H262V263H263ZM103 263H104V262H103ZM158 263H161V262H158ZM158 263H156V264H158ZM167 263H168V262H167ZM192 263H193V262H192ZM194 263H195V262H194ZM250 263H252V262H250ZM11 264H12V263H11ZM19 264H20V263H19ZM22 264H23V263H22ZM65 264H66V263H65ZM154 264H155V263H154ZM175 264H176V263H175ZM202 264H203V263H202ZM211 264H213V262H211ZM253 264H255V263H253ZM258 264H259V263H258Z\"/></svg>",
  "mask_w": 264,
  "mask_h": 264
}]
</instances>
